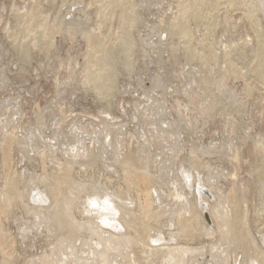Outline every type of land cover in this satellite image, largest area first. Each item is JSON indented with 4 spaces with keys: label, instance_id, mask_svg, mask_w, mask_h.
<instances>
[{
    "label": "rangeland",
    "instance_id": "1",
    "mask_svg": "<svg viewBox=\"0 0 264 264\" xmlns=\"http://www.w3.org/2000/svg\"><path fill=\"white\" fill-rule=\"evenodd\" d=\"M38 1H39V3H38ZM195 1H196V4H195ZM195 1L194 0H118V1L117 0H109V1L107 0V2H106V0H102V1L101 0H78V1L77 0H50V1L49 0H30V1L29 0H0V65H1L0 66V78H1V76L3 78V80H1L2 78L0 79L1 80V82H0V104L1 105L0 106L2 109V110L0 109V120H1L0 123H4V125L2 124L3 127H1L2 125L0 124V130H1L0 132L2 133V134L0 133V139L3 136V132H5L7 128L8 129L6 132H10L12 130L11 134L14 132L12 134L13 136H16L15 135V134H17L16 130H18L17 135L22 136V134L24 133V135H26V136L23 135L22 138L24 140L27 138V141L23 140L24 142L21 143L22 147L16 146L15 144L13 146L12 155L15 157V160L13 157L12 169L14 170V173H16V174L18 173L17 175L14 174V176L16 175V177H18L16 179V182H15L16 188H14V190H16V191H14L15 193L13 192V194L9 197H8L9 193H5L4 195H6V197H8V200L12 199L15 201H13V203H12V201H10L11 206L7 209V211H6L7 213L4 212V214H7V215L4 216V214H2V215L0 214V223L4 224L2 226L4 228H6L8 233L10 231V233L12 232L15 234L14 235L12 233L11 234L9 233L11 235V237L13 236V238H15V239H13L15 241L14 242L15 244L13 246L14 249H13L11 257H10L11 259L14 260V261L11 260L12 264H26V263L30 264L31 261L33 262L32 264H34L38 261L39 258H40L39 260L41 262L38 261L36 264L43 263L41 258H43V257L45 258V256L48 257V254L51 252V250H50L51 246H52V249H54L53 245L58 241V239H57L59 237L58 234L61 236L63 235V232H66V235H69L70 233L72 234V232L76 231V229L73 228L74 226L77 227V224L80 225V222H82V220H84L83 219L84 217L92 215L91 212H89L90 213L89 214L86 210L84 212V210L82 208H83V206H86V204L85 203L81 204L82 198L80 199V196H84L85 192L89 193V190H90V192L94 191V190L96 191L98 189L105 191V189L107 190V188H108L107 191H109V189H110V191L115 190L117 192L118 191L117 187H118L120 192L126 191L125 193H127V195L129 196L128 197L129 199L127 198L123 204H127L126 206H128V207L131 206V208L136 206L135 203H133L136 200V197L133 195V193L131 194V191L127 190L126 183H125L124 179L122 178V172L118 168L117 164H115V166H111L108 164L110 162V161H108L109 159L102 160L103 161L102 162L101 161L102 158H98L99 157L98 156V149H97L98 148V145H97L98 142L95 140H94V142H92L93 144L91 146V147L95 148L94 156H91V159L93 158L92 159L93 161L91 160L93 165L91 164V161H90L89 164H91V166L88 164V166L86 165V168H85V166L82 165L83 166L82 167L81 165L75 163L72 166L74 171L71 168V170H72L70 172L71 176L73 174L74 177L73 176L72 177L75 179H78V180H75L76 185H77V182L79 184V181L81 182L80 184L83 185V186L81 185V187L79 186L81 189H79V187H78V189H74V190L70 191L68 189H65L66 187H64V185H65V183H64L62 188L60 189L61 193L59 192L58 194L54 195V193H56V192H53V195L56 197L55 198L53 196V199H55V201H53L52 197H50V199L46 198L48 200L44 199L45 200L44 202L47 204V206L50 204L48 202L53 201V202H51L53 208L51 206H48L49 208H46L47 206H44V207L42 206V204H41L42 202L38 200L39 196L35 194L38 191V188H36V190H34L35 193H34V191H33V193L31 191V193L34 194L33 198L32 197L27 198V197H29V195L27 196V194H23V193H24V191H27L25 193H28L29 190H27V189H30V188H26V187L30 186L32 184L35 185L36 182H39V183L41 182L39 185L41 186L43 184V186L41 187V188H43L45 183H42V182H46V180H51L52 178L50 176L53 175V173L55 175V172H56L57 167H58V164L56 161L58 160V162H60L62 159H64V156L60 152H56L55 157H53V155L49 154V151L51 149H49V151H48V149H47L48 147L45 149L46 150L45 151L46 155L44 156L45 157L44 159H46L45 162L40 161V160H44V159H42L43 157L40 159L39 158L40 156L38 154L36 155L35 150H36V148L38 150L39 145H37V142L39 141V138H38L39 134L36 131L37 134L35 133V136L32 135V132L34 131L32 128L37 127L38 120H36V119L37 118L39 119V117L41 115H42L41 117H43L42 120H44V121L47 117H49L48 118L49 120L48 119L46 120L47 124L44 122V124L42 126V131L44 134H46V131H47V134H50L52 132L51 127L52 126L54 127L56 125L59 126L60 124L63 127L61 125L60 126L63 129L65 128L64 130H66L67 132H69V130H72L74 132L78 128L80 129L82 126V129H80V130H84V129L88 130V132L90 134L91 132L93 133V131L100 130L102 128L101 126H103V125H101L102 123L100 124V122L101 121L104 122L105 119H106V121H109L111 123H112V121H113V123L116 122V123H114L115 127L113 126V128H115L114 130L116 132V133L114 132L115 133L114 136H116L117 137L116 139H118V140H116L114 137L113 143H114V147H116V149H118L119 152L121 151L119 148L123 149L122 152H120V154L125 152L128 149V146H129V150L131 152H135L136 149L142 148L144 153H146L145 155H143L144 153H142L143 152L142 149L141 150L138 149L141 152H137L138 150H136V152L138 154H141L142 156H144V157H142L143 160H145V161L149 160L148 161V168L151 171H153V173L155 172L154 173L155 175L159 173L158 169L162 168L160 173H159V175L161 174L160 178H159V182L161 183L162 181H164L161 184H162V189H163L162 190L163 195H165V197L162 199L160 198L161 202L162 203L164 202V203L162 205L161 202H159L157 200V203H156V200H155L154 203L157 205L158 208L156 207L155 204L152 207H154L155 210L159 209V207H160V209H162L164 211L165 215L164 214L159 215L160 216L159 219L153 218V220H151L152 219L151 218L149 220V222L150 223L152 222L151 227L153 230V231L151 230L150 233H153L156 230L155 233H157V231H158V233H160V234L157 233L158 236L160 235L159 237H161L163 239L162 240L159 239L160 241L159 240L149 241L150 245L152 244L151 246H153V244H154V246H158V245L161 246L160 243H163V242L166 243V241H167L166 245L168 246V248L172 247V246L173 247L179 246L180 243L182 244V246L184 244L189 245V246L192 245L194 248L198 246L197 249L194 250V252L192 251V253L191 252H189L187 254L185 253V256H187L191 253L190 254L191 259L189 258L186 261V264H211V262L214 264V261H213L214 259L212 260L211 253L209 252V250H210L209 245L213 244V242H215V241H216L217 245H218V243L220 245L219 240L221 239L220 237L222 235L220 236V234H221L220 230L216 229L218 227L215 226V221H214V219H212V216L208 213V211H207V213L209 214V220L205 218L206 224L205 225L203 223L201 224L202 221H200V223H199L200 225L197 223L198 225L196 224L197 226L196 225H195L196 227L194 226L195 229L192 230V232L194 231L193 232L194 237L189 238L188 240H187V238H179L180 239L179 240L175 236L172 238V237H169V235H168L169 233H174V231L176 232L179 228V225L174 224V222L172 221L173 215L170 212H167V210L171 211V209L170 210L167 209L169 206L168 204H170L174 200H172L173 199L172 198L173 193L170 194L168 192L169 190L167 188V186L168 187L170 186V184H169L170 182L169 181L167 182V180H165V179L168 177L171 180V177H169V176H173V175L178 173L177 175L181 179V183H184V185L187 184L185 186V188L188 186V188L190 190H192L191 188H192L193 183H194V181H193L194 174L192 172L193 170L191 171V168H185V169H189V171L184 169V171L182 173L180 170H181V168L186 166L185 162H186L187 166L189 167L188 163H190V160L188 162V159H189L188 157H190L189 155H191L192 150H196V152L194 151L195 153L198 152L196 154V156H199V154H200V156H199L200 159L196 158V156L194 157V159L196 158L197 163L200 160L203 161L205 159L203 162L200 161L201 162L200 164H202V166L198 163V165H199L198 168L201 167L199 170H200V172H202V173H200V178H201L200 181L202 182V183L200 182L201 183L200 186L202 185L200 187V193L202 192L205 194L199 193L200 200H198L199 198L196 197L197 200H195L196 201L195 209L196 210L198 209L200 211V206H201V208H202V206H205L206 210H208L209 203H212V201H214L213 204H215L217 199L219 200L222 197H224L225 195H227L228 192H230L231 188L232 187L234 188L233 185L236 184L235 185L236 188H234V189L237 191H234V192H236V194L235 193L234 194L238 196L237 199L238 198L240 199V197H241L242 200L247 201V202L243 201L242 205L243 204L244 205L242 206L240 204L242 200L241 199H240L241 201L238 200L239 209L240 210L243 209L244 206L246 207L245 209L248 208V212L245 209L242 210L244 213L242 211L240 212L241 218L246 214L245 211L247 212V214L245 215L246 217H243L244 219L239 218V220H237L238 221V228H239L238 230L242 231V229H243L244 233L248 232V234H250V235L245 236L246 238L250 237L252 234V236L256 238V239L254 238L255 243L258 242L257 245L259 244L258 246L259 247L261 246L262 248L261 247L260 248L262 250H264V244H263L264 243L263 242L264 241L263 240V237H264V224H263L264 216H261L262 212H260L257 209L259 206H261V204H259V202L261 203V197L257 196V195H260V187L257 186V183H259L258 185L260 186L262 184V182H264L263 181V179H264V176H263L264 175V171H263L264 170V166H263L264 165V154H263L264 153V148H263V146H264L263 142L264 141L263 140L264 139H262V138H264V61H263L264 60V18H263L264 17V15H263L264 14V10H263L264 6L262 4V3H264L263 2L264 0L263 1H261V0H253V1L252 0H240V1L229 0L230 2L227 0L226 1L225 0H195ZM216 1H218V2H216ZM112 2H114V4ZM141 2H143V5H141L142 4ZM98 3L102 6H100ZM182 3H184L186 6ZM252 3L256 4V5H258L260 3L262 6L258 5L259 7L258 6L256 7V5H255V7H254V5ZM10 5H11V7H9ZM127 6H128V8H127ZM252 6L254 8H252ZM100 7L102 8V11L99 10V9H101ZM181 7L183 9L185 8L186 10L185 9L183 10ZM129 8L132 10H130ZM31 9H32V13H31ZM256 9H257V11H256ZM260 9H262L263 11ZM27 10L28 11L30 10L29 11L30 13ZM183 11H184V13H183ZM98 12L101 14L99 15ZM34 13L37 15L35 16ZM38 14H40V15H38ZM125 14H127V15H125ZM123 15H124V18H123ZM135 15H136V17H135ZM40 16L43 19H40L41 18ZM125 17H127V18H125ZM154 17H155V19H154ZM185 17H187V18H185ZM29 18L33 19V20L35 19L33 21L34 23L31 22L32 20H30L28 22ZM132 18H135V19L133 20ZM3 19H4V22H3ZM25 19H26V22H25ZM97 19H99V20H97ZM136 19H138V20H136ZM186 20L188 22H186ZM21 21H23L24 23L23 22L21 23ZM42 21H43V23H42ZM179 21H181V22H179ZM9 22L12 23V25ZM35 22H36V24H35ZM7 23H9L8 24L9 26L7 25ZM27 23H30V24H27ZM130 24H131V26H130ZM96 25H97V27L95 28ZM7 26L9 27V29L6 28ZM99 26H100V28H99ZM45 27H46V29H45ZM119 27H121V30ZM147 27H148V29H147ZM152 28H154V29H152ZM46 30H47V32L45 33ZM79 30H80V32H79ZM88 30H89V32H88ZM85 32H86V34H84ZM116 32H117V35H116ZM190 32H191V34H190ZM47 33H48L49 37H48ZM24 34H25L26 38L24 37ZM82 36H84V37H82ZM86 36L93 37V38H90L91 41H92V39L95 38L92 41L93 44L95 43V46L93 44H90L91 41L89 42V40H88L89 37L86 38ZM38 40H40V41H38ZM95 41L98 43H96ZM88 42H89V48H87ZM144 42L146 43V45ZM99 43L101 45H99ZM109 43H110V45H109ZM90 45L96 47V49L94 50V48ZM18 46H19L20 50H16V49H18ZM99 46H100V49L102 51L99 50ZM90 47H91V49H90ZM166 48H168V49H166ZM188 48H190V49H188ZM205 48H207V49H205ZM28 49H29V52H28ZM97 49H98V52L96 51ZM200 49H201V51H200ZM14 51L18 54L16 55V53ZM92 51H94V52H92ZM40 53H41V57H40ZM205 53L207 54V56ZM21 56L22 57H29L30 56L29 57L30 60L28 58L25 59L26 61L24 60V58L20 59V58H22ZM188 56H191V57L189 58ZM37 57H39L40 59H43L44 61L38 60ZM21 60H23V61H21ZM87 60H88V62H87ZM91 60H93V62ZM97 60H98V62H96ZM99 61H100V64L102 65V67L104 69L102 67H100L101 65L99 64ZM105 62L108 65L104 66L106 64ZM257 62H258V64H257ZM260 64H261V66H260ZM5 65H7V66H5ZM40 66L44 69H41ZM3 67H7V69L3 68ZM95 68H97V69L95 70ZM89 69L92 71H90ZM198 69H199V71H198ZM42 70H45V71H42ZM101 70L103 71L104 76L102 75ZM95 71H96V74L98 76L95 75ZM98 71L99 72L101 71V75H100L101 78L99 76L100 73ZM205 72H207V73H205ZM244 72H245V74H244ZM108 73H109V76H108ZM83 76H84V78H83ZM206 76H207V78H206ZM6 77H8V78H6ZM4 78L6 79V81L4 80ZM103 80H106L107 82L103 81ZM190 80H191V82H190ZM100 81H102V82H100ZM2 82L3 83L5 82V84H3ZM114 82H116V83H114ZM200 83H201V86L199 85ZM94 85H95V87H94ZM151 85L153 87H151ZM197 85H199V87ZM96 86H97V88H96ZM205 86L208 88V90L206 89ZM210 86H211V88H210ZM203 87H205V88H203ZM57 88H58V90H57ZM228 88H229V90H228ZM233 88H234L235 92L232 90ZM188 89H190V90H188ZM227 90H228V93L226 92ZM230 90H232V91H230ZM208 92H209V94H208ZM231 92H233V93L231 94ZM185 93H186V95H185ZM234 93H235V95H234ZM207 94H208V96H206ZM148 95H149V97H148ZM103 96H105V97H103ZM232 96L235 98H233ZM206 97L207 98L210 97V98L207 99ZM219 97L221 98V100ZM230 97H232V98L229 99ZM175 98H177V99H175ZM1 99L3 100V102H2L3 104L1 103ZM7 99H9V100L7 101ZM14 99L17 102V104L19 105V108H18V105L16 104V102L15 101L13 102ZM209 99H211V100H209ZM52 100L53 101L55 100V101L53 102ZM58 100L60 101V103L58 102ZM158 100L160 102L159 104L157 103ZM176 100H179V101H176ZM183 101H184V103H186L185 104L186 106L183 103V105L185 107L181 103ZM208 101H210L211 103H208ZM228 101H231V102H228ZM7 102H8V104L11 103V104H9L10 107L7 104L6 105L7 107L4 109L5 111H3V108L5 107L4 103L6 104ZM173 102L175 104H173ZM205 102H207V105L210 107H206L207 105H205ZM49 103L52 104V106H50ZM139 103L141 105L144 104L143 106L146 108H144V107L142 108ZM149 103L151 104V108H149V106L145 105V104L148 105ZM57 104H58V106H57ZM59 105H61V107H59ZM44 106H46L48 108H45ZM138 106H139V108L141 107L140 109L141 110L143 109V111L140 110V112L138 111L139 112L138 113L137 112V110H139ZM169 106L172 109H170ZM39 107L40 108L44 107L45 109L42 108V110L40 111ZM107 107H109L108 111H107ZM155 107H157V109ZM10 108H12V110L13 109H16V110L12 111ZM176 108H177V111L179 110L178 113L176 111ZM6 109H8V110H6ZM47 109L49 110V113H50V110L52 111L50 113V115L48 114ZM52 109H54L55 111ZM144 109H146V110H144ZM147 109L149 112H146ZM155 109H156V111H155ZM186 109L188 111V114H186L187 113ZM34 110H35L36 114L34 113ZM38 110L41 112L40 115H37ZM64 110H65V113H64ZM160 110L161 111L163 110V111L161 112ZM1 111L3 112V114L1 113ZM6 111H8V112L6 113ZM56 111H57V113H56ZM104 111H107L106 112L107 114L106 113L104 114ZM163 112H165V113H163ZM4 113H6V115ZM22 113H23V115H22ZM42 113H44L45 115ZM63 113L65 116L63 115ZM147 113H150V116ZM153 113L155 115H158L157 119ZM156 113H158V114H156ZM13 114H15V115H13ZM54 114H56V115H54ZM152 114L154 116L153 119L155 118L154 120L156 121V124L160 123L157 125L158 127H156L155 123H151L152 121H154L152 119ZM159 114H161V115H159ZM9 115H10V117L8 118ZM35 115L39 116V117H36ZM59 115H60V118H61V116L64 117V118L62 117L65 120L64 122H62L63 120L57 121V118L59 119ZM140 115L143 116V117L141 116L143 118V120L140 117ZM103 116L105 117V119ZM107 116H108V118H107ZM179 116H180V118H179ZM1 117H2V119H1ZM145 117H147V118H145ZM148 117L150 120L151 119L152 120L150 121L148 119ZM186 117H187V119H186ZM51 118L53 119V121ZM55 118H56V120H55ZM9 119H10V121H9ZM18 119L21 120L19 124H17ZM185 119H186V122H185ZM138 120L141 123H139ZM167 120H169V122ZM173 120H174V122H173ZM2 121H5V122L7 121L8 123L10 122L9 124H11L12 127H14V129H12V127H11V129H9L10 128L9 124L7 125V122L5 124V122H2ZM118 121H119L120 126H122L121 127L122 129L119 128V124H117ZM143 121H145V122L143 123ZM162 121H163V123H162ZM12 122H14V123H12ZM31 122L32 123L36 122L35 123L36 125L32 124ZM167 122H168V124H171V122H172V124L174 126L168 125ZM26 123H28V124H26ZM53 123H55L56 125ZM71 123H72V125H71ZM147 123L148 124L150 123V124L148 125ZM14 124H17V125H14ZM30 124L32 127L30 126ZM67 124L68 125L70 124L69 127ZM140 124H142V125H140ZM145 124L148 125L147 128H146ZM180 124L182 127L180 126ZM183 124H185V125H183ZM5 125H6V127H4ZM19 125L20 126L22 125V126L19 127ZM24 125H26V126H24ZM28 125H29V127H28ZM45 125H47V127ZM123 125H125V126H123ZM165 125H167V126H165ZM15 127L16 128L19 127V128L16 129ZM71 127H72V129H71ZM74 127H76L77 129ZM175 127L178 130H176ZM26 128H28V129L30 128V134H27V132H29V130ZM67 128H69V130ZM97 128H98V130H97ZM144 128H146L147 131ZM148 128H150V129H148ZM159 128H161V129L159 130ZM163 128H165V129H163ZM166 128H167V130H166ZM168 128H170V129H168ZM179 128H180V130H179ZM2 129H4V130H2ZM24 129L28 130V131L23 132ZM91 129H92V131H91ZM171 129H173L174 131L173 130L171 131ZM19 130H20V132H19ZM80 130L75 131V133L78 136V138L80 139L81 145L85 144L86 146L90 147L91 138H90L88 132L85 133V130H84L82 133L77 134V132ZM121 130H122V132H119ZM117 131H118V134H117ZM139 131H141L142 135L139 134L140 133ZM148 131H150L151 133L149 132L150 133L149 134ZM176 132H177V135H179V136L175 135ZM70 133H71V131H70ZM28 135H32L34 137V138H32L30 136L31 139H33V142L30 138H28ZM149 135H152V136L149 137ZM166 136H168V137H166ZM175 136L178 138L174 139V138H176ZM36 137H37V139H36ZM81 137H83V139H81ZM151 137L153 139L156 137V140L155 139H154L155 141L153 139L151 140ZM159 138L160 139L162 138L164 141L167 138L165 142L168 144L166 145V143L162 139L160 142ZM237 138H238V140H237ZM121 139H123V141ZM142 139H143V141H142ZM256 139L257 140L259 139V140L257 141ZM20 140L22 141L21 138H20ZM30 140H31V142H30ZM81 140H83V141H81ZM136 140L140 141V143L137 142ZM148 140H149V142H148ZM176 140H178V142H176ZM255 140L258 143H255ZM85 141H87V142H85ZM116 141H118V142H116ZM179 141H180L182 146L180 145ZM28 142L31 145H29ZM68 142H69V146L73 145V143H71L72 141H68ZM95 142H97V144ZM123 142H125L124 145L122 144ZM143 142H146V143H144V145L146 144L144 146L146 151L143 147H140L141 145L143 146ZM159 142H160V144L161 143L162 144L160 145ZM35 143H36V145L34 147ZM151 143H152V145L150 146ZM169 143L172 146H173V144L178 146V147L181 146L180 148H178V151H177L178 153L175 150L169 149V148H171ZM175 143H178V145ZM74 144H76V143H74ZM184 144H186V145H184ZM260 144H262V146H260ZM96 145H97V147H96ZM125 145H128L127 149H125L126 148V147H124ZM28 146H30V147H28ZM199 146L201 147L200 149H198ZM213 146L214 147L217 146L214 149H216L218 147H220V148L222 147L221 148L222 150L225 147V149H224L225 151H222V152H226L228 154V156L226 155V153L224 155H223V153L220 154L221 153L220 148H218V150L216 149V151H218L216 153V151L213 149ZM233 146L234 147L237 146V148H234ZM239 146L241 147L242 150L239 149L240 148ZM257 146H260V147L257 148ZM0 148H1V144H0ZM20 148L25 149L26 152L23 149L21 151ZM40 148L41 147H39V149ZM161 148H163V149H161ZM206 148H207V150H206ZM233 148L236 151H234ZM32 149L35 152L32 151ZM147 149H149L150 151ZM158 149H160V151L161 150L163 151V152L161 151L162 153L160 152L161 154H163V153H165V154L161 155L158 152L159 151ZM179 149H180V152H179ZM197 149L200 151H198ZM201 149H203L204 151H202ZM208 149H210L211 152ZM212 149H213V151H212ZM226 149H227V151H229V152L231 151V152L230 153L227 152ZM153 150H155V151H153ZM260 150L263 152L261 153ZM47 151H48V153H47ZM151 151H152L151 155H153V158L151 156H149V159H148V155H150L149 153ZM14 152H15V155L13 154ZM20 152H21V154H20ZM136 152H135V154H136ZM172 152H176L177 156H179V158L174 160V162L176 164L175 170H178V171L173 170V172H171V170H170L171 174L168 175L167 173H169V169L167 170L166 167H168L167 166V164H168L171 168V165L169 164L170 161L167 163L166 160H169V159H171V157H173V154H171ZM259 152H260V154H259ZM158 153L161 155V157ZM203 153H206V154H203ZM231 153H232V155L234 154L235 156L238 155L237 158L233 157L234 155L232 156ZM47 154H49L51 159L49 156H47ZM34 155H36L37 157ZM186 155H188V156H186ZM230 155H231V157H230ZM30 156H31V158H34V159H31ZM146 156H147V158H146ZM177 156L175 155L174 158H176ZM262 156H263V158H262ZM48 157L51 161L48 159ZM56 157H57V160H56ZM162 157L164 159L167 158L166 160H164V164L161 163L163 161ZM29 158H30V160H29ZM96 158H98V159L96 160ZM150 158H152V159L150 160ZM180 158L182 161L180 160ZM0 159H1V149H0ZM26 159H28L29 161ZM159 159H161V161ZM236 159H238V160H236ZM155 160L160 161L159 165L157 164L158 162H156ZM95 161L97 163H95ZM98 161H100L102 163H104L106 161L108 163L105 162L104 164H100V162H99V164H98ZM40 162H42L43 164ZM61 162H63V160ZM149 162L151 164H149ZM178 162H180L181 165L182 164L183 165L180 166V163H178ZM182 162H184V163H182ZM0 163H1V160H0ZM38 163H40V164H38ZM52 163L56 164V165L53 166ZM206 163H207V165H210L209 166L210 168L207 167ZM211 163H213V165ZM1 165H2V163H1ZM1 165H0V172H1L0 173V175H1L0 176V182H3V183L0 185V190L3 187L2 185L4 184V181H5V180L2 181L3 180L2 178H4V175H2L4 172V169L2 171L1 168H3V167ZM78 165L81 166V168ZM102 165H104V166H102ZM160 165L161 166L163 165V166L160 167ZM233 165H235V166L233 167ZM238 165L240 167H238ZM257 165H259V166H257ZM43 166H45L47 169H45V167H43ZM164 166H166V167H164ZM32 167H33V169H32ZM259 167H261V168H259ZM17 168H18V170H17ZM21 168H22V170H20ZM51 168L53 170H51ZM172 168H174V167H172ZM207 168H209V169H207ZM221 168L225 169V171L222 169V173L224 171L223 174L219 171V170H221ZM234 168L235 169L237 168V169L234 170ZM23 169H24V171H23ZM163 169H165L166 171ZM29 170L32 171V173L31 172L29 173ZM44 170H47L46 172L48 173V175H46L47 173H45ZM79 170H80V172H79ZM84 170L86 173L84 172ZM162 170H163V172H162ZM207 170H211L214 172H211V171L208 172ZM231 170L233 172V175L236 173L235 178L233 177ZM256 170L258 172H256L257 174L255 175L254 171H256ZM33 171L35 173H33ZM248 171H249V173H248ZM50 172H51V174H50ZM229 172H231L230 175H229ZM38 173L40 174V177L37 176V178H34L35 179L34 180L35 183H34L31 179H33V174L38 175ZM162 173H165V174L162 175ZM173 173H175V174H173ZM227 173H228V175H227ZM19 174H21V176H18ZM28 174L31 176H29ZM180 174L183 175L182 176L183 179L181 178ZM204 174H206V175H204ZM207 174H209V175L212 174L210 176V179H213L211 177H214L216 174L219 176V177L215 176V179H213V181L216 182L217 181L216 179L218 177V181L216 182L218 184L215 183V186H217V188H218V186L220 187V189L218 188V192L220 190L221 194L220 193L219 194L220 195L223 194L224 196L222 195V197H220V195H218V194H216V195L213 194L214 193L213 189L210 188V186L208 187V185L206 184V182L203 180V177H202V176H204V178L205 177L207 178L208 177ZM43 175L44 176L46 175V177H47L46 180L44 179L45 181L42 180L43 178H45ZM54 175L52 176L53 180H51V184H49L50 181H47V182H49L48 184L53 186V187L55 184H57V180H55L56 178ZM260 175L263 177H261ZM164 176H166V178ZM231 176L233 177V179ZM29 177H31V178H30V180L27 181V178L29 179ZM49 177H50V179H48ZM79 177L82 179H80ZM38 178H40V179H38ZM110 178L112 181L110 180L109 184H107V181H109ZM18 179H19V181H18ZM160 179L161 180L164 179V180L161 181ZM257 179L259 181L261 180V182H259ZM102 180H103V182H101ZM25 181H27V182H25ZM52 181L55 183H53ZM84 181H85V183H84ZM28 182L30 183V185L28 184ZM86 183H92V185L94 186V190H92L93 188H91L93 186H91L90 184L86 185ZM163 184H165L166 186ZM99 185H101V186H99ZM194 185L197 186L196 183H194ZM84 186L86 187L85 189L82 188ZM230 186H232V187H230ZM17 188H19L18 189V190H20L19 192H17L18 191ZM24 188H25V190H24ZM189 189H185L187 196L190 195L189 192H191ZM208 189L209 190L211 189V190L208 191ZM77 190H79V191L82 190V191L79 194V191H77ZM188 190H189V192H188ZM222 190H224L225 192L223 193ZM256 190H258L257 191V193L259 192L258 194L256 193ZM16 192H17V194H16ZM64 192H66V193H64ZM18 193H20V194H18ZM62 193L65 195L67 194L68 197H71L72 194L80 195L77 198L73 199V200H75L73 202V205L77 204L79 206V208L81 206V210L76 208L77 205L76 206L72 205L74 207V209L72 208V211H73V212H71L72 215L69 212H68V214H70V215L65 214L61 208L64 207L63 203H66L65 198L67 196H64L65 198L62 197ZM69 194H70V196H69ZM217 195L219 196V198H217L218 197ZM57 196L59 197V199H57ZM204 196L205 197L207 196L208 198L207 197L205 198ZM213 196H214V199H213ZM10 197H12V198H10ZM19 197L22 198V201H25V202H22ZM167 197L169 198L168 200H167ZM165 198L167 201L170 200L171 202H167L165 200ZM202 198L203 199L205 198L204 200L207 199L206 202L203 201ZM256 198H257V202H256ZM34 199L36 201H32ZM76 199H78V200L76 201ZM253 199L255 200V203H254ZM28 200H29V202H28ZM30 201H32V202H30ZM209 201H211V202H209ZM33 202H35V203H33ZM36 202H40L37 204L39 207L37 205H35ZM77 202L80 203V205ZM17 203L18 204L20 203V204L18 205ZM205 203L206 204L208 203V205L206 206ZM31 204H33V205H31ZM53 204H56V205H53ZM164 204H165V206H164ZM254 204H255V206H254ZM23 205H26V206H24L26 208H24ZM30 205L32 207L35 205L36 207L34 206L33 209H36V211L40 212V214L35 212V210L33 211L32 207L30 208ZM60 205H62V207H59ZM12 206H13V208L11 209ZM55 206H56V208L57 207H59V208L55 209L54 208ZM110 206L112 207V205H110ZM102 207L103 206H100V208L102 210H105V211L110 210V208L107 209L105 207L104 208H102ZM240 207H243V208H240ZM254 207L257 210H255ZM29 208L32 209L30 211L31 212L33 211V213L29 212V210H28ZM44 208H45V212L43 210ZM46 209L47 210L48 209L49 210H56L57 212L59 209V211H61V212H58V215L60 214L58 216V215H55V214H57L56 211L52 212V211L48 210V212H47ZM8 210L11 212H9ZM42 210L44 212V213L42 212L43 214L41 213ZM255 211L258 213L256 214ZM14 212L17 214V216H15L16 214H14ZM24 212H29V214L24 213ZM34 212L37 213V215L35 214V216H34L33 215ZM82 212H84V214ZM86 212L88 213V215ZM47 213H49L48 215L51 214L52 217H53V215L58 216L60 218H62V217L65 218L68 216V218L65 219L67 222L65 220L63 221L64 222L63 223L64 229L61 227L63 229V231L59 228V226L57 227V224L54 223L55 221L51 220L50 223L47 222V220L48 221L50 220V218L46 217ZM167 213L169 215H166ZM241 213H242V215H241ZM10 214H13L14 216L10 215ZM30 214L33 215L32 218H31ZM61 214H63V215H61ZM76 214H77V216H76ZM170 214L172 215V217ZM42 215L43 216L45 215V217H42ZM255 215H256V217H255ZM37 216H39L40 220L42 218L43 219L47 218V219H44V220L42 219V221H41L42 225H39L40 220H38L39 218ZM163 216H166V217L164 218ZM28 217H29V219H31V221H29L30 223L27 221V220H29V219H27ZM71 217L72 218L76 217V218L71 219ZM168 217L171 218L172 220L170 219L171 220L170 221ZM33 218H36V220ZM14 219H15V221H14ZM80 219H81V221H79ZM34 220H35L34 223L37 224L36 227L34 226V224H32ZM37 220L39 223H37ZM240 220H242L243 223ZM244 220H246V221H244ZM261 220H262V222H261ZM52 221H53V224H55L56 226L52 224ZM70 221L73 224H70ZM110 221H111V223H109V225L108 224H106V225L102 224L101 226L103 228L111 230V231L115 230V229H113V226H110V224L111 225H115V224L114 223L112 224V222H113L112 220H110ZM239 221H240V223H239ZM257 221L259 224L257 223ZM245 222L246 223L249 222L246 225L247 228H246V226H244ZM241 223H242V226H240ZM256 223L258 225H256ZM31 224L35 227V229H33L34 228L33 226L31 227ZM44 224H45V226H44ZM49 224H50V226H49ZM51 224H52V226H51ZM46 225H47V228H45ZM203 225L206 226V227H204L205 229L203 228ZM259 225L263 226V227H261V229L256 227ZM41 226H42V228H41ZM68 226H71V229L72 228L73 229L70 230ZM106 226H108V228ZM48 227H50L51 229H48ZM153 227H155L156 229ZM255 227L257 228V230L258 229L259 230L257 231ZM56 228H57V230H56ZM168 228L171 230H169ZM206 228L209 229V232L206 230ZM21 229H22V231H21ZM66 229L70 230L71 232L70 231L68 232ZM118 229H121V226H119ZM48 230H50V231L52 230L53 233L50 232V234L49 233L47 234ZM59 230H61L62 232ZM162 230H164V232ZM211 230H212V232H210ZM25 231H27V233H25ZM23 232H24V234H23ZM54 232H56V233H54ZM88 234H89L88 230L86 231L85 229H81L78 232L80 239L76 240L75 244L80 246L82 243L81 241L86 239L87 237H89ZM25 235H27V237H25ZM64 235H65V233H64ZM35 236H36V238H35ZM81 236H83L84 239ZM91 236H93V235H91ZM172 236H173V234H172ZM252 236H251V238H252ZM251 240H253V239H251ZM155 241L157 243L159 241V243L157 244ZM209 241H210V243H209ZM78 242H80V243L77 244ZM240 243H239V241H237V243H236L237 244V246H236L237 251L235 250V247H234L235 244L232 245V247L230 246V248H229L230 254H228V256H227L228 257V263L229 264H252L254 262L256 263L254 256L252 254L250 255L245 250L246 248ZM56 244H58V243H56ZM85 246L81 247V249L83 247H85V249H83L84 251H82L83 254H84V252H85V254H87L89 252V249L87 247L88 245H85ZM198 248H204V249L206 248V249L203 250V252L201 251L202 254H199L198 252L200 250ZM44 250L46 251V255L43 252ZM85 250L87 251V253ZM197 250H199V251L195 252ZM15 251H17V253H19V254L15 255V254H17ZM47 251H48V253H47ZM235 251H236V253L234 254ZM41 252H43L42 254L44 256L40 255ZM13 253H15V254H13ZM0 255H2L1 252H0ZM37 255L41 256V257L37 258ZM133 255L134 254H132V256ZM233 255H235V256H233ZM14 256H16V257H14ZM0 258H1V256H0ZM119 258L121 259L122 257L119 256ZM165 258L157 259V261L161 260V262L158 261L159 264H162V263L163 264H169L171 262H174L176 264L179 263L178 257H176V256H175V259H174V257H172L173 260L167 259V258L165 259ZM176 258H177V260H176ZM24 259H26V261H24ZM124 259L122 261H126ZM193 259L196 261H194ZM243 259L245 261H243ZM29 260H31V261H29ZM56 260H57V258H56ZM162 260L164 262H162ZM170 260H171V262H169ZM54 261H55V259L52 260L53 263L51 262V264H57V263L59 264L60 263L58 261H55V262ZM117 261L119 262L117 264L121 263L119 260H117ZM134 261H138L137 256H135L134 260H131V264L132 263L135 264ZM166 261H167V263H166ZM258 263H260V262L257 261L256 264H258ZM128 264H130V263H128ZM136 264H142V263L141 262L139 263V261H138V263L136 262Z\"/></svg>",
    "mask_w": 264,
    "mask_h": 264
},
{
    "label": "bare ground",
    "instance_id": "2",
    "mask_svg": "<svg viewBox=\"0 0 264 264\" xmlns=\"http://www.w3.org/2000/svg\"><path fill=\"white\" fill-rule=\"evenodd\" d=\"M30 1V0H29ZM50 1V0H49ZM78 1V0H77ZM102 1V0H101ZM109 1V0H108ZM118 1V0H117ZM195 1V0H194ZM226 1V0H225ZM227 1H229V0H227ZM233 1V0H232ZM238 1H240V0H238ZM253 1V0H252ZM261 1H263V0H261ZM83 2V1H82ZM91 2V1H90ZM106 2H107V0H106ZM215 2V1H214ZM216 2H218V1H216ZM230 2V1H229ZM255 2V1H254ZM257 2V1H256ZM264 2V1H263ZM38 3H39V1H38ZM74 3V2H73ZM85 3V2H84ZM95 3V2H94ZM113 4H114V2H112ZM140 3V2H139ZM142 4L141 5H143V2H141ZM185 3V2H184ZM184 3H182V4H184ZM237 3V2H236ZM250 3V2H249ZM258 3V2H257ZM91 4V3H90ZM99 4V3H98ZM188 4V3H187ZM195 4H196V1H195ZM199 4V3H198ZM201 4V3H200ZM246 4V3H245ZM248 4V3H247ZM253 4V3H252ZM263 4V6H264V3H262ZM35 5V4H34ZM38 5V4H37ZM85 5V4H84ZM96 5V4H95ZM100 5V4H99ZM185 5V4H184ZM233 5V4H232ZM235 5V4H234ZM251 5V4H250ZM254 5V7H255V5L256 4H253ZM258 5H260V6H262L260 3L258 4ZM258 5H256V7L258 6ZM75 6V5H74ZM100 6H102V5H100ZM112 6V5H111ZM149 6V5H148ZM153 6V5H152ZM186 6V5H185ZM195 6V5H194ZM193 6V7H194ZM9 7H11V5L9 6ZM17 7V6H16ZM98 7V6H97ZM154 7V6H153ZM248 7V6H247ZM253 6H252V8H254ZM259 7V6H258ZM32 8V7H31ZM36 8V7H35ZM79 8V7H78ZM77 8V9H78ZM101 8V7H100ZM127 8H128V6H127ZM147 8V7H146ZM179 8V7H178ZM182 8V7H181ZM250 8V7H249ZM263 8V7H262ZM72 9V8H71ZM70 9V10H71ZM84 9V8H83ZM126 9V8H125ZM130 9V8H129ZM183 9V8H182ZM185 9V8H184ZM183 9V10H184ZM258 9V8H257ZM257 9H256V11H257ZM37 10V9H36ZM98 10V9H97ZM99 10H101L102 11V8L101 9H99ZM130 10H132V9H130ZM186 10V9H185ZM260 10H262V9H260ZM264 10V9H263ZM262 10V11H263ZM14 11V10H13ZM28 11V10H27ZM26 11V12H27ZM30 11V10H29ZM28 11V12H29ZM67 11V10H66ZM88 11V10H87ZM181 11V10H180ZM244 11V10H243ZM248 11V10H247ZM15 12V11H14ZM50 12V11H49ZM96 12V11H95ZM131 12V11H130ZM137 12V11H136ZM16 13V12H15ZM20 13V12H19ZM30 13V12H29ZM31 13H32V9H31ZM38 13V12H37ZM99 13V12H98ZM103 13V12H102ZM141 13V12H140ZM183 13H184V11H183ZM24 14V13H23ZM89 14V13H88ZM101 13H99V15H100ZM155 14V13H154ZM190 14V13H189ZM257 14V13H256ZM26 15V14H25ZM34 15L36 16L37 14H35L34 13ZM38 15H40V14H38ZM42 15V14H41ZM125 15H127V14H125ZM129 15V14H128ZM185 15V14H184ZM264 15V14H263ZM17 16V15H16ZM112 16V15H111ZM160 16V15H159ZM165 16V15H164ZM258 16V15H257ZM41 17V16H40ZM56 17V16H55ZM135 17H136V15H135ZM139 17V16H138ZM169 17V16H168ZM4 18V17H3ZM36 18V17H35ZM123 18H124V15H123ZM125 18H127V17H125ZM185 18H187V17H185ZM264 18V17H263ZM7 19V18H6ZM27 19V18H26ZM26 19H25V22H26ZM40 19H43L42 17L40 18ZM50 19V18H49ZM103 19V18H102ZM121 19V18H120ZM133 20L135 19V18H132ZM131 19V20H132ZM142 19V18H141ZM154 19H155V17H154ZM183 19V18H182ZM258 19V18H257ZM22 20V19H21ZM30 20H32L31 22L32 23H34L33 21L35 20H33V19H28V22L30 21ZM97 20H99V19H97ZM110 20V19H109ZM136 20H138V19H136ZM253 20V19H252ZM259 20V19H258ZM257 20V21H258ZM8 21V20H7ZM46 21V20H45ZM44 21V22H45ZM60 21V20H59ZM128 21V20H127ZM183 21V20H182ZM3 22H4V19H3ZM12 22V21H11ZM17 22V21H16ZM20 22V21H19ZM23 21H21V23H22ZM30 22V23H31ZM39 22V21H38ZM48 22V21H47ZM57 22V21H56ZM66 22V21H65ZM97 22V21H96ZM145 22V21H144ZM179 22H181V21H179ZM185 22V21H184ZM186 22H188L187 20H186ZM190 22V21H189ZM10 23V22H9ZM9 23H7V25L9 24ZM24 23V22H23ZM30 23H27V24H30ZM41 23V22H40ZM42 23H43V21H42ZM50 23V22H49ZM147 23V22H146ZM11 25H12V23H10ZM35 24H36V22H35ZM52 24V23H51ZM182 24V23H181ZM102 25V24H101ZM143 25V24H142ZM178 25V24H177ZM211 25V24H210ZM3 26V25H2ZM1 26V27H2ZM6 26V25H5ZM9 26V25H8ZM6 27V28H8L9 29V27ZM16 26V25H15ZM113 26V25H112ZM130 26H131V24H130ZM155 26V25H154ZM171 26V25H170ZM184 26V25H183ZM182 26V27H183ZM195 26V25H194ZM51 27V26H50ZM54 27V26H53ZM97 27V25L95 26V28ZM25 28V27H24ZM99 28H100V26H99ZM120 28V30H121V27H119ZM125 28V27H124ZM156 28V27H155ZM20 29V28H19ZM45 29H46V27H45ZM55 29V28H54ZM147 29H148V27H147ZM152 29H154V28H152ZM189 29V28H188ZM48 30V29H47ZM47 30L45 31V33L47 32ZM50 30V29H49ZM111 30V29H110ZM109 30V31H110ZM162 30V29H161ZM263 30V29H262ZM16 31V30H15ZM23 31V30H22ZM152 31V30H151ZM155 31V30H154ZM44 32V31H43ZM74 32V31H73ZM78 32V31H77ZM79 32H80V30H79ZM88 32H89V30H88ZM87 32V33H88ZM182 32V31H181ZM97 33V32H96ZM109 33V32H108ZM151 33V32H150ZM164 33V32H163ZM84 34H86V32L84 33ZM83 34V35H84ZM178 34V33H177ZM190 34H191V32H190ZM12 35V34H11ZM21 35V34H20ZM47 35H48V33H47ZM88 35V34H87ZM116 35H117V32H116ZM46 36V35H45ZM81 36V35H80ZM137 36V35H136ZM147 36V35H146ZM163 36V35H162ZM201 36V35H200ZM18 37V36H17ZM24 37H25V34H24ZM48 37H49V35H48ZM82 37H84V36H82ZM81 37V38H82ZM89 36H86V38H88ZM97 37V36H96ZM144 37V36H143ZM207 37V36H206ZM26 38V37H25ZM90 38H93V37H89L88 38V40H89V42L91 41V39ZM6 39V38H5ZM16 39V38H15ZM52 39V38H51ZM71 39V38H70ZM95 39V38H94ZM94 39H92V41L94 40ZM116 39V38H115ZM99 40V39H98ZM97 40V41H98ZM107 40V39H106ZM159 40V39H158ZM187 40V39H186ZM200 40V39H199ZM198 40V41H199ZM205 40V39H204ZM38 41H40V40H38ZM91 41V42H92ZM140 41V40H139ZM143 41V40H142ZM177 41V40H176ZM16 42V41H15ZM43 42V41H42ZM46 42V41H45ZM89 42H88V47L87 48H89ZM90 42V44H93V42L91 43ZM96 42V41H95ZM99 42V41H98ZM98 42H96V43H98ZM103 42V41H102ZM107 42V41H106ZM110 42V41H109ZM153 42V41H152ZM165 42V41H164ZM21 43V42H20ZM37 43V42H36ZM48 43V42H47ZM46 43V44H47ZM114 43V42H113ZM145 43V42H144ZM221 43V42H220ZM33 44V43H32ZM45 44V45H46ZM49 44V43H48ZM149 44V43H148ZM163 44V43H162ZM14 45V44H13ZM18 45V44H17ZM36 45V44H35ZM94 46H95V43L93 44ZM97 45V44H96ZM99 45H101L100 43H99ZM109 45H110V43H109ZM113 45V44H112ZM145 45H146V43H145ZM204 45V44H203ZM228 45V44H227ZM21 46V45H20ZM38 46V45H37ZM47 46V45H46ZM90 46H92V45H90ZM94 46H92L93 48H94V50L96 49V47H94ZM117 46V45H116ZM208 46V45H207ZM103 47V46H102ZM4 48V47H3ZM92 48V49H93ZM202 48V47H201ZM90 49H91V47H90ZM104 49V48H103ZM154 49V48H153ZM152 49V50H153ZM166 49H168V48H166ZM188 49H190V48H188ZM197 49V48H196ZM205 49H207V48H205ZM224 49V48H223ZM15 50V49H14ZM16 50H20V48H19V46H18V49H16ZM15 50V51H16ZM27 50V49H26ZM25 50V51H26ZM89 50V49H88ZM99 50L100 51H102L101 49H100V46H99ZM229 50V49H228ZM14 51V52H15ZM43 51V50H42ZM87 51V50H86ZM97 52H98V49L96 50ZM104 51V50H103ZM118 51V50H117ZM200 51H201V49H200ZM224 51V50H223ZM13 52V51H12ZM20 52V51H19ZM28 52H29V49H28ZM89 52V51H88ZM92 52H94V51H92ZM96 52V53H97ZM144 52V51H143ZM161 52V51H160ZM199 52V51H198ZM203 52V51H202ZM208 52V51H207ZM206 52V53H207ZM227 52V51H226ZM16 53V52H15ZM87 53V52H86ZM205 53V54H206ZM209 53V52H208ZM207 53V54H208ZM211 53V52H210ZM216 53V52H215ZM18 53H16V55H17ZM45 54V53H44ZM93 54V53H92ZM99 54V53H98ZM108 54V53H107ZM144 54V53H143ZM149 54V53H148ZM207 54H206V56H207ZM220 54V53H219ZM223 54V53H222ZM30 55V54H29ZM88 55V54H87ZM193 55V54H192ZM23 56V55H22ZM21 56V57H22ZM93 56V55H92ZM100 56V55H99ZM199 56V55H198ZM30 57V56H29ZM29 57H22V58H20V59H23L24 58V60L26 59V58H28L29 60H30V58ZM40 57H41V53H40ZM95 57V56H94ZM189 58L191 57V56H188ZM210 57V56H209ZM38 58V60H42V61H44L43 59H40L39 57H37ZM36 58V59H37ZM117 58V57H116ZM130 58V57H129ZM148 58V57H147ZM208 58V57H207ZM3 59V58H2ZM27 59V60H28ZM89 59V58H88ZM95 59V58H94ZM124 59V58H123ZM137 59V58H136ZM195 59V58H194ZM212 59V58H211ZM19 60V59H18ZM100 60V59H99ZM21 61H23V60H21ZM26 61V60H25ZM92 62H93V60H91ZM189 61V60H188ZM219 61V60H218ZM264 61V60H263ZM38 62V61H37ZM87 62H88V60H87ZM96 62H98V60L96 61ZM191 62V61H190ZM206 62V61H205ZM7 63V62H6ZM43 63V62H42ZM103 63V62H102ZM106 63V62H105ZM145 63V62H144ZM188 63V62H187ZM202 63V62H201ZM261 63V62H260ZM2 64V63H1ZM44 64V63H43ZM51 64V63H50ZM49 64V65H50ZM89 64V63H88ZM99 64H100V61H99ZM257 64H258V62H257ZM23 65V64H22ZM41 65V64H40ZM101 65V64H100ZM106 65H108L107 63L104 65V66H106ZM199 65V64H198ZM204 65V64H203ZM202 65V66H203ZM234 65V64H233ZM1 66V65H0ZM5 66H7V65H5ZM92 66V65H91ZM99 66V65H98ZM135 66V65H134ZM205 66V65H204ZM209 66V65H208ZM240 66V65H239ZM260 66H261V64H260ZM41 67V66H40ZM100 67H102V65L100 66ZM115 67V66H114ZM131 67V66H130ZM258 67V66H257ZM3 68H6L7 69V67H3ZM98 68V67H97ZM97 68H95V70L97 69ZM103 68V67H102ZM108 68V67H107ZM197 68V67H196ZM229 68V67H228ZM5 69V70H6ZM41 69H44V68H42L41 67ZM86 69V68H85ZM91 69V68H90ZM89 69V70H90ZM104 69V68H103ZM102 69V70H103ZM134 69V68H133ZM101 70V71H102ZM117 70V69H116ZM208 70V69H207ZM239 70V69H238ZM2 71V70H1ZM4 71V70H3ZM9 71V70H8ZM42 71H45V70H42ZM90 71H92V70H90ZM101 71L99 72L100 74H99V76L101 75ZM198 71H199V69H198ZM237 71V70H236ZM13 72V71H12ZM119 72V71H118ZM185 72V71H184ZM195 72V71H194ZM203 72V71H202ZM238 72V71H237ZM94 73V72H93ZM92 73V74H93ZM112 73V72H111ZM205 73H207V72H205ZM88 74V73H87ZM104 73H103V71H102V75H103ZM187 74V73H186ZM200 74V73H199ZM244 74H245V72H244ZM19 75V74H18ZM83 75V74H82ZM86 75V74H85ZM95 75H97L96 74V71H95ZM237 75V74H236ZM241 75V74H240ZM89 76V75H88ZM91 76V75H90ZM94 76V75H93ZM92 76V77H93ZM98 76V75H97ZM96 76V77H97ZM104 76V75H103ZM108 76H109V73H108ZM139 76V75H138ZM196 76V75H195ZM34 77V76H33ZM193 77V76H192ZM1 78H2V76H1ZM0 78V79H1ZM6 78H8V77H6ZM27 78V77H26ZM83 78H84V76H83ZM91 78V77H90ZM100 78H101V76H100ZM99 78V79H100ZM141 78V77H140ZM195 78V77H194ZM199 78V77H198ZM206 78H207V76H206ZM78 79V78H77ZM82 79V78H81ZM96 79V78H95ZM98 79V78H97ZM114 79V78H113ZM162 79V78H161ZM200 79V78H199ZM198 79V80H199ZM1 80H3V78L1 79ZM1 80H0V82H1ZM4 80L6 81V79L4 78ZM9 80V79H8ZM84 80V79H83ZM94 80V79H93ZM108 80V79H107ZM141 80V79H140ZM159 80V79H158ZM194 80V79H193ZM202 80V79H201ZM208 80V79H207ZM97 81V80H96ZM103 81H106V80H103ZM164 81V80H163ZM100 82H102V81H100ZM107 82V81H106ZM159 82V81H158ZM190 82H191V80H190ZM194 82V81H193ZM200 82V81H199ZM218 82V81H217ZM3 83V82H2ZM88 83V82H87ZM110 83V82H109ZM114 83H116V82H114ZM155 83V82H154ZM153 83V84H154ZM161 83V82H160ZM159 83V84H160ZM187 83V82H186ZM185 83V84H186ZM211 83V82H210ZM3 84H5V82L3 83ZM67 84V83H66ZM113 84V83H112ZM197 84V83H196ZM213 84V83H212ZM84 85V84H83ZM93 85V84H92ZM200 86H201V83L199 84ZM199 85H197L198 87H199ZM204 85V84H203ZM202 85V86H203ZM6 86V85H5ZM4 86V87H5ZM59 86V85H58ZM187 86V85H186ZM84 87V86H83ZM94 87H95V85H94ZM151 87H153L152 85H151ZM206 87V86H205ZM205 87H203V88H205ZM59 88V87H58ZM58 88H57V90H58ZM96 88H97V86H96ZM104 88V87H103ZM166 88V87H165ZM210 88H211V86H210ZM107 89V88H106ZM206 89L208 90V88L206 87ZM227 89V88H226ZM110 90V89H109ZM163 90V89H162ZM184 90V89H183ZM188 90H190V89H188ZM199 90V89H198ZM205 90V89H204ZM210 90V89H209ZM215 90V89H214ZM225 90V89H224ZM223 90V91H224ZM228 90H229V88H228ZM228 90L226 91L227 93H228ZM234 92H235V90H234V88L232 89ZM232 90H230V91H232ZM60 91V90H59ZM100 91V90H99ZM157 91V90H156ZM166 91V90H165ZM181 91V90H180ZM222 91V92H223ZM153 92V91H152ZM162 92V91H161ZM182 92V91H181ZM188 92V91H187ZM207 92V91H206ZM213 92V91H212ZM237 92V91H236ZM100 93V92H99ZM124 93V92H123ZM168 93V92H167ZM184 93V92H183ZM216 93V92H215ZM233 92H231V94H232ZM17 94V93H16ZM61 94V93H60ZM101 94V93H100ZM116 94V93H115ZM163 94V93H162ZM206 94V93H205ZM208 94H209V92H208ZM208 94L206 95V96H208ZM217 94V93H216ZM237 94V93H236ZM243 94V93H242ZM9 95V94H8ZM108 95V94H107ZM147 95V94H146ZM185 95H186V93H185ZM234 95H235V93H234ZM17 96V95H16ZM228 96V95H227ZM231 96V95H230ZM103 97H105V96H103ZM109 97V96H108ZM146 97V96H145ZM148 97H149V95H148ZM233 97V96H232ZM232 97H230L229 99H231ZM238 97V96H237ZM14 98V97H13ZM17 98V97H16ZM61 98V97H60ZM207 98V97H206ZM208 98H210V97H208ZM207 98V99H208ZM217 98V97H216ZM220 98V97H219ZM233 98H235V97H233ZM246 98V97H245ZM244 98V99H245ZM18 99V98H17ZM154 99V98H153ZM175 99H177V98H175ZM9 99H7V101H8ZM19 100V99H18ZM17 100V101H18ZM114 100V99H113ZM209 100H211V99H209ZM214 100V99H213ZM212 100V101H213ZM220 100H221V98H220ZM226 100V99H225ZM247 100V99H246ZM11 101V100H10ZM15 101V99L13 100V102ZM53 101V100H52ZM55 101V100H54ZM53 101V102H54ZM116 101V100H115ZM137 101V100H136ZM152 101V100H151ZM156 101V100H155ZM176 101H179V100H176ZM188 101V100H187ZM186 101V102H187ZM201 101V100H200ZM204 101V100H203ZM223 101V100H222ZM221 101V102H222ZM235 101V100H234ZM244 101V100H243ZM242 101V102H243ZM3 102V100L1 99V103ZM5 102V101H4ZM12 102V101H11ZM16 102V101H15ZM20 102V101H19ZM58 102L60 103V101L58 100ZM64 102V101H63ZM154 102V101H153ZM164 102V101H163ZM228 102H231V101H228ZM51 103V102H50ZM49 103V104H50ZM57 103V102H56ZM145 103V102H144ZM155 103V102H154ZM158 104L160 103L159 102V100H158V102H157ZM182 103V105H183V103H184V101L183 102H181ZM208 103H211L210 101H208ZM225 103V102H224ZM233 103V102H232ZM3 104V103H2ZM8 104V102L5 104L4 103V105H5V107L3 108V111H5L4 109L7 107L6 105ZM9 104H11V103H9ZM8 104V105H9ZM16 104H17V102H16ZM47 104V103H46ZM45 104V105H46ZM54 104V103H53ZM62 104V103H61ZM64 104V103H63ZM140 104V103H139ZM143 104V103H142ZM150 104V103H149ZM147 105V104H145L146 106H149V108H151V104L150 105ZM173 104H175L174 102H173ZM186 103H184V105H185ZM201 104V103H200ZM228 104V103H227ZM231 104V103H230ZM1 105V104H0ZM18 105V104H17ZM38 105V104H37ZM141 105V104H140ZM144 105V104H143ZM143 105H141V107L143 108L144 106ZM183 105V106H184ZM205 105H207V102H205ZM204 105V106H205ZM210 105V104H209ZM16 106V105H15ZM48 106V105H47ZM50 106H52V104H50ZM55 106V105H54ZM53 106V107H54ZM57 106H58V104H57ZM111 106V105H110ZM156 106V105H155ZM160 106V105H159ZM163 106V105H162ZM175 106V105H174ZM186 106V105H185ZM184 106V107H185ZM202 106V105H201ZM9 107H10V105H9ZM14 107V106H13ZM38 107V106H37ZM45 108H48V107H46V106H44ZM44 107H39L40 108V111L42 110V108H44ZM52 107V108H53ZM59 107H61V105H59ZM103 107V106H102ZM140 107V108H141ZM154 107V106H153ZM152 107V108H153ZM158 107V106H157ZM157 107H155L156 109H157ZM166 107V106H165ZM168 107V106H167ZM170 107V106H169ZM176 107V106H175ZM174 107V108H175ZM178 107V106H177ZM206 107H210V106H206ZM245 107V106H244ZM18 108H19V105H18ZM17 108V109H18ZM44 108V109H45ZM51 108V107H50ZM57 108V107H56ZM104 108V107H103ZM102 108V109H103ZM108 108L109 107H107V111H108ZM138 108H139V106H138ZM137 108V109H138ZM139 108V110H137V112L139 111L140 112V109ZM144 108H146V107H144ZM148 108V107H147ZM160 108V107H159ZM163 108V107H162ZM173 108V109H174ZM193 108V107H192ZM0 109H1V106H0ZM11 110H12V108H10ZM58 109V108H57ZM61 109V108H60ZM156 109H155V111H156ZM170 109H172L171 107H170ZM179 109V108H178ZM188 109V108H187ZM187 109H186V111H187ZM191 109V108H190ZM209 109V108H208ZM2 110V109H1ZM6 110H8V109H6ZM13 110H16V109H13ZM12 110V111H13ZM52 110H54V109H52ZM104 110V109H103ZM144 110H146V109H144ZM150 110V109H149ZM159 110V109H158ZM166 110V109H165ZM19 111V110H18ZM37 111V110H36ZM39 110H38V112H37V115H40L41 114V112H40ZM44 111V110H43ZM55 111V110H54ZM60 111V110H59ZM58 111V112H59ZM62 111V110H61ZM107 111H104V114L107 112ZM135 111V110H134ZM141 111H143V109L141 110ZM151 111V110H150ZM161 111V110H160ZM163 111V110H162ZM161 111V112H162ZM167 111V110H166ZM176 111H177V108H176ZM179 111V110H178ZM178 111H177V113H178ZM185 111V112H186ZM204 111V110H203ZM243 111V110H242ZM8 111H6V113H7ZM40 112V113H39ZM47 112H48V114L50 115V113L52 112L51 110H50V113H49V110L47 109ZM63 112V111H62ZM110 112V111H109ZM138 112V113H139ZM146 112H149L148 111V109H147V111ZM153 112V111H152ZM159 112V111H158ZM160 112V113H161ZM190 112V111H189ZM1 113L3 114V112L1 111ZM6 113H4L5 115H6ZM11 113V112H10ZM17 113V112H16ZM34 113L36 114V112H35V110H34ZM39 113V114H38ZM55 113V112H54ZM56 113H57V111H56ZM64 113H65V110H64ZM64 113H63V115H64ZM137 113V114H138ZM163 113H165V112H163ZM162 113V114H163ZM176 113V112H175ZM191 113V112H190ZM9 114V113H8ZM7 114V115H8ZM21 114V113H20ZM42 114H44V113H42ZM47 114V113H46ZM107 114V113H106ZM147 114H149V116H150V113H147ZM154 114V113H153ZM153 114H152V119H153ZM156 114H158V113H156ZM186 114H188V111H187V113ZM11 115V114H10ZM10 115L8 116V118L10 117ZM13 115H15V114H13ZM22 115H23V113H22ZM45 115V114H44ZM54 115H56V114H54ZM62 115V114H61ZM69 115V114H68ZM101 115V114H100ZM110 115V114H109ZM143 115V114H142ZM142 115H140V117L142 116ZM155 115V114H154ZM159 115H161V114H159ZM170 115V114H169ZM181 115V114H180ZM12 116V115H11ZM17 116V115H16ZM36 116V115H35ZM42 116V115H41ZM39 117V116H36V117H39V119L37 118H35L36 120H38V122H37V127L35 128V127H33L32 129L34 130L33 132H32V135H34L35 136V133H36V131H37V133L39 134L38 135V138H39V141L37 142V145H39L38 146V150H37V148H36V155L38 154L40 157V159L42 158V159H44L45 157V155H46V153H45V149L47 148L48 149V151H49V149H51L50 151H49V154H51V155H53V157H55V154H56V152H60L63 156H64V159H62L63 160V162H58V160H57V157H56V162H57V164H58V167H57V170H56V172H55V175H54V173H53V175L55 176V180H57V184H55L54 185V187L53 186H51V185H49V184H51V180H53V175H51L50 177L52 178L51 180H46V175H48V173L46 172L47 170H44V172L45 173H47L44 177L45 178H41L42 180H46V182H42V183H45L44 184V189L43 188H41L42 186H43V184L40 186L39 184L41 183H39V182H36V186L35 185H30V181L28 182V184L30 185V186H27L26 188H30V189H27V190H29L28 191V193H25V192H27V191H24V193L23 194H27V196L29 195V197H27V198H30V197H32L33 198V196H34V194H32L33 193V191L34 190H36V188H38V191L35 193V191H34V193L36 194V195H38L39 197H38V200L39 201H41L42 203V206L44 207V206H47V204L44 202L45 200L44 199H46V198H49L50 199V197H52V199H53V196L54 195H56V194H58L61 190V188H62V186H63V184L65 183V185H64V187H66L65 189H68V190H70V191H72V190H74V189H78V187L80 186L81 187V185L82 184H80L81 182L79 181V184H78V182H77V185H76V181L75 180H78V179H75V178H73L74 176H73V174H72V176H71V171L73 170V168H72V166L76 163V164H79V165H83V166H85V168H86V165L88 166V164L90 163V161L93 159H91V156H94V153H95V148L94 147H91L92 146V142H94V140L95 141H97L98 142V144H97V142H95L97 145H98V158H102L101 159V161L102 160H107V159H109L108 161H110L109 163L108 162H106V163H108L109 165H111V166H115V164H117V166H118V168L120 169V171L122 172V178L124 179V181H125V183H126V188H127V190H129V191H131V194L133 193V195L136 197V200L133 202V203H135V207H132L131 208V206H126L127 204H123L124 203V201L129 197L128 195H127V193H125L126 191H119V189H118V187H117V192L114 190V191H110V189H109V191H107L108 190V188H107V190L105 189V191L103 190H94V186L92 185V183H86V185H88V184H90L91 186H93V187H91V188H93L92 190H94V191H91L90 192V190H89V193H84V196H80V195H77V194H72V196L71 197H68L67 196V194L65 195V194H63L62 193V197H64V196H67L66 198H65V201H66V203H63V205H64V207H62V205H60L59 207H62L61 209L64 211V213L65 214H67V215H72V213L71 212H73L72 211V208L74 209V205L76 206L77 204H74L73 205V202L75 201V200H73V199H75V198H77L78 196H80V199L82 200L81 201V204H83V203H85L86 204V206H83V210H84V212H85V210L89 213V212H91L92 213V215H89V216H86V217H84L83 219L84 220H82V222H80V225L79 224H77V227H73L74 229H76V231H74V232H72V234L70 233L69 235H66V232H63V235L61 236V235H59L58 234V241L56 242V243H58V244H54L53 246H54V249H52V246H51V252L48 254V257L47 256H45V258L43 259V258H41L42 259V262L43 263H40V264H51V262H52V260H54L55 259V261H58V262H60L59 264H117V263H119L117 260H119L121 263L120 264H128V263H130L131 264V260H134V258H135V256H137V260L139 261V263L141 262L142 264H159V262H161V260L158 262L157 261V259H161V258H167V259H172L173 260V258L172 257H174V259H175V256L176 257H178V261H179V263L178 264H186V261L190 258L191 259V256H190V254L192 253V251L194 252V250H196L197 249V247H193L192 245H183L182 246V244L180 245L179 244V246H175V247H169L168 248V246L166 245V243H167V241H166V243H164L163 241V243H160L161 244V246H154V244H153V246H151L150 245V243H149V241H152V240H162L163 238H161V237H159L158 236V234H160V233H158V231H157V233H155V231L153 232V233H150L151 232V230H152V227H151V223L149 222V220L151 219V220H153V218H158L159 219V215H163L164 214V211L162 210V209H160V207H159V209H154V207H152L155 203H154V201L156 200V203H157V200L159 201V202H161V199L162 198H164L165 197V195H163V189H162V184L161 183H163L164 181H162V180H164L165 178H166V176H164L165 178L164 179H160L162 182L160 183L159 182V178H160V175H159V173H160V171H161V169H158L159 171V173L158 174H154L153 173V171H151L149 168H148V161L149 160H147V161H145V160H143V158L142 157H144V156H142L141 154H138L137 152H141V151H139V150H141L142 148H138V149H136V150H138L137 152H136V150H135V152H136V154H135V152H131L130 150H129V146L128 145H125L124 147H126L125 149H127V146H128V149L125 151V152H123L122 154H120V152H122V150L123 149H121V148H119L121 151L119 152V150L118 149H116V147H114V137H115V139L117 138L116 136H114L115 135V128H113V126L115 127V125H114V123H116V122H114L113 123V121H112V123L111 122H109V121H106V119H105V117H104V122L103 121H101L100 122V124L101 125H103V126H101L102 128L100 129V130H98V128H97V130L98 131H93V133L91 132L92 131V129H91V133L89 134V132H88V130H85V133H87L88 132V134H89V136H90V138H91V144H90V147H88V146H86L85 144L83 145H81V142H80V139L78 138V136L76 135V133H75V131H77V130H80V129H82V126H81V128L79 129H77L76 127H74V128H76L77 130H75L74 132L72 131V130H69V128H67L68 130H69V132H67L66 130H64L60 125L59 126H57L56 124L58 123L57 121L59 120H63L62 122H64L65 120L63 119L64 117L63 116H61V118H60V115H59V119L57 118V123L55 124V123H53V124H55L56 126H50L51 127V129H52V132L50 133V134H47V131H46V134H44L43 133V131H42V126H43V124H44V122L46 123L47 121V119L49 118V117H47L46 119H45V121L44 120H42V118L43 117ZM53 116V115H52ZM65 116V115H64ZM144 116V115H143ZM142 116V117H143ZM156 116V119H157V116L158 115H155ZM168 116V115H167ZM175 116V115H174ZM182 116V115H181ZM6 117V116H5ZM15 117V116H14ZM18 117V116H17ZM21 117V116H20ZM19 117V118H20ZM55 117V116H54ZM53 117V118H54ZM63 117V118H62ZM67 117V116H66ZM65 117V118H66ZM83 117V116H82ZM102 117V116H101ZM138 117V116H137ZM141 117V118H142ZM190 117V116H189ZM16 118V117H15ZM22 118V117H21ZM20 118V119H21ZM107 118H108V116H107ZM116 118V117H115ZM145 118H147V117H145ZM144 118V119H145ZM160 118V117H159ZM158 118V119H159ZM163 118V117H162ZM177 118V117H176ZM179 118H180V116H179ZM1 119H2V117H1ZM4 119V118H3ZM52 119V118H51ZM148 119H149V117H148ZM151 119V120H152ZM155 119V118H154ZM153 119V120H154ZM161 119V118H160ZM175 119V118H174ZM186 119H187V117H186ZM186 119H185V122H186ZM14 120V119H13ZM49 120V119H48ZM55 120H56V118H55ZM74 120V119H73ZM140 120V119H139ZM138 120V122L139 123H141L140 121ZM142 120H143V118H142ZM147 120V119H146ZM150 120V119H149ZM150 120V121H151ZM163 120V119H162ZM165 120V119H164ZM178 120V119H177ZM181 120V119H180ZM1 121V120H0ZM9 121H10V119H9ZM20 121L21 120H19L18 119V122H17V124H19L20 123ZM23 121V120H22ZM51 121V120H50ZM52 121H53V119H52ZM106 121V122H105ZM155 121V120H154ZM154 121H152L151 123H155L156 124V121L154 122ZM158 121V120H157ZM168 122H169V120H167ZM171 121V120H170ZM2 122H5V121H2ZM7 122V121H6ZM6 122H5V124H6ZM33 122V121H32ZM31 122V123H32ZM49 122V121H48ZM96 122V121H95ZM145 121H143V123H144ZM149 122V121H148ZM160 122V121H159ZM168 122H167V124H168ZM173 122H174V120H173ZM176 122V121H175ZM10 123V122H9ZM8 122H7V125L9 124ZM12 123H14V122H12ZM22 123V122H21ZM36 122H34V123H32V124H35ZM73 123V122H72ZM72 123H71V125H72ZM99 123V122H98ZM104 123V124H103ZM121 123V122H120ZM162 123H163V121H162ZM191 123V122H190ZM1 125L3 124L4 125V123H0ZM17 124H14V125H17ZM26 124H28V123H26ZM47 124V123H46ZM74 124V123H73ZM117 124H119V121H118V123ZM148 124V123H147ZM150 124V123H149ZM148 124V125H149ZM158 124H160V123H158ZM158 124H156V127H158L157 125ZM186 124V123H185ZM185 124H183V125H185ZM3 125L1 126V127H3ZM36 125V124H35ZM52 125V124H51ZM68 125V124H67ZM66 125V126H67ZM70 125V124H69ZM69 125H68V127H69ZM79 125V124H78ZM122 125V124H121ZM140 125H142V124H140ZM146 125V124H145ZM148 125H146V128L148 127ZM163 125V124H162ZM168 125H173L172 124V122H171V124H168ZM177 125V124H176ZM187 125V124H186ZM9 126H10V128L9 129H11V127H12V125L11 124H9ZM22 126V125H21ZM20 125H19V127H21ZM24 126H26V125H24ZM30 126H31V124H30ZM34 126V125H33ZM46 127H47V125H45ZM44 126V127H45ZM123 126H125V125H123ZM165 126H167V125H165ZM174 126V125H173ZM180 126H181V124H180ZM4 127H6V125L4 126ZM19 127H17V128H19ZM28 127H29V125H28ZM32 127V126H31ZM45 127V128H46ZM49 127V128H50ZM85 127V126H84ZM118 127V126H117ZM122 126H120V124H119V128L120 129H122L121 128ZM140 127V126H139ZM144 127V126H143ZM161 127V126H160ZM164 127V126H163ZM169 127V126H168ZM182 127V126H181ZM186 127V126H185ZM189 127V126H188ZM16 128V127H15ZM16 128V129H17ZM23 128V127H22ZM35 128V129H34ZM41 128V129H40ZM87 128V127H86ZM124 128V127H123ZM146 128H144V129H146ZM178 128V127H177ZM190 128V127H189ZM194 128V127H193ZM8 129V128H7ZM7 129H6V131H7ZM12 129H14V127H12ZM15 129V130H16ZM26 129H28V128H26ZM31 129V130H32ZM71 129H72V127H71ZM118 129V128H117ZM148 129H150V128H148ZM161 128H159V130H160ZM163 129H165V128H163ZM168 129H170V128H168ZM175 129H176V127H175ZM183 129V128H182ZM187 129V128H186ZM2 130H4V129H2ZM29 130V132H27ZM28 130H25L24 129V131L23 132H27V134H30V128L28 129ZM64 130V131H63ZM74 130V129H73ZM84 130H80V131H78L77 132V134L78 133H82ZM136 130V129H135ZM158 130V129H157ZM166 130H167V128H166ZM173 129H171V131H172ZM176 130H178V129H176ZM179 130H180V128H179ZM193 130V129H192ZM1 131V130H0ZM5 131V132H6ZM10 131V130H9ZM12 131V130H11ZM11 131L10 132H3V136H2V138L0 139V144H1V163H2V165H1V163H0V165L3 167V168H1L2 169V171H3V169H4V172H3V174L2 175H4V178H2L3 180L2 181H4V184L1 186L2 188H1V190H0V214L2 215V214H4V212H6L7 211V209L11 206L10 205V201H12V203H13V201H15V200H12V199H10V198H12V197H10L9 199L10 200H8V197L9 196H11L12 194H13V192L14 191H16V190H14V188H16V186H15V182H16V179L18 178V177H16V175L18 174H16V173H14V170L12 169V159H13V155H12V149H13V146H14V144L16 145V146H19V147H22L21 146V143H23L24 141H27V138L24 140L23 138H22V136L24 135V133L22 134V136L20 135H17L18 134V130H16L17 131V134H15L16 136H13L12 134L14 133H12L11 134ZM70 131H71V133H70ZM146 131H147V129H146ZM174 131V130H173ZM183 131V130H182ZM181 131V132H182ZM19 132H20V130H19ZM45 132V131H44ZM95 132V133H94ZM115 132V133H114ZM119 132H122V130L121 131H119ZM140 133L139 134H141V131H139ZM144 132V131H143ZM150 131H148V133H149ZM168 132V131H167ZM180 132V133H181ZM1 133V132H0ZM22 133V132H21ZM20 133V134H21ZM36 133V134H37ZM151 133V132H150ZM149 133V134H150ZM175 133V132H174ZM186 133V132H185ZM2 134V133H1ZM5 134V135H4ZM117 134H118V131H117ZM121 134V133H120ZM173 134V133H172ZM225 134V133H224ZM238 134V133H237ZM240 134V133H239ZM32 135H28V138H30L31 139V137L32 138H34ZM135 135V134H134ZM142 135V134H141ZM146 135V134H145ZM168 135V134H167ZM175 135H177V132H176V134ZM252 135V134H251ZM250 135V136H251ZM19 136V137H18ZM24 136H26V135H24ZM31 136V137H30ZM37 136V135H36ZM80 136V135H79ZM82 136V135H81ZM85 136V135H84ZM87 136V135H86ZM88 136V137H89ZM150 136H152V135H149V137ZM160 136V135H159ZM170 136V135H169ZM173 136V135H172ZM177 136H179V135H177ZM241 136V135H240ZM244 136V135H243ZM256 136V135H255ZM18 137V138H17ZM128 137V136H127ZM135 137V136H134ZM154 137V136H153ZM166 137H168V136H166ZM176 137V136H175ZM185 137V136H184ZM191 137V136H190ZM247 137V136H246ZM20 138L22 139V141L20 140ZM173 138V137H172ZM171 138V139H172ZM178 137H176V138H174V139H177ZM244 138V137H243ZM252 138V137H251ZM261 138V137H260ZM36 139H37V137H36ZM81 139H83V137H81ZM149 139V138H148ZM153 138L151 137V140H152ZM155 140H156V137L154 138ZM153 139V140H154ZM162 139V138H161ZM161 139L159 138V140H160V142H161ZM165 139V138H164ZM167 139V138H166ZM166 139H165V141H166ZM262 139H264V138H262ZM261 139V140H262ZM24 140V141H23ZM32 140V142H33V139H31ZM31 140H30V142H31ZM35 140V139H34ZM116 140H118V139H116ZM122 141H123V139H121ZM146 140V139H145ZM144 140V141H145ZM150 140V139H149ZM149 140H148V142H149ZM154 140V141H155ZM163 140V139H162ZM170 140V139H169ZM180 140V139H179ZM191 140V139H190ZM237 140H238V138H237ZM257 140V139H256ZM256 140H255V143H258V142H256ZM259 140V139H258ZM257 140V141H258ZM36 141V140H35ZM34 141V142H35ZM68 141H72L71 143H73V145L72 146H69V142ZM81 141H83V140H81ZM90 141V140H89ZM121 141V142H122ZM137 141V140H136ZM135 141V142H136ZM142 141H143V139H142ZM164 141V140H163ZM164 141V142H165ZM171 141V140H170ZM240 141V140H239ZM264 141V140H263ZM85 142H87V141H85ZM116 142H118V141H116ZM137 142H139L140 143V141H137ZM136 142V143H137ZM151 142V141H150ZM158 142V141H157ZM156 142V143H157ZM160 142H159V144H160ZM169 142V141H168ZM172 142V141H171ZM176 142H178V140H176ZM226 142V141H225ZM236 142V141H235ZM241 142V141H240ZM29 143V142H28ZM74 143H76V144H74ZM84 143V142H83ZM124 143L125 142H123L122 144L124 145ZM144 143H146V142H143V146L141 145L140 147H143L144 148V146L146 145H144ZM154 143V142H153ZM166 143V142H165ZM173 143V142H172ZM179 143H180V141H179ZM254 143V144H255ZM260 143V142H259ZM264 143V142H263ZM26 144V143H25ZM127 144V143H126ZM138 144V143H137ZM142 144V143H141ZM149 144V143H148ZM162 144V143H161ZM160 144V145H161ZM164 144V143H163ZM168 143H166V145H167ZM170 144V143H169ZM175 144H177L178 145V143H175ZM215 144V143H214ZM230 144V143H229ZM242 144V143H241ZM24 145V144H23ZM29 145H31L30 143H29ZM35 145H36V143L34 144V147H35ZM89 145V144H88ZM97 145H96V147H97ZM117 145V144H116ZM133 145V144H132ZM140 145V144H139ZM152 145V143L150 144V146ZM180 145H181V143H180ZM184 145H186V144H184ZM183 145V146H184ZM189 145V144H188ZM226 145V144H225ZM239 145V144H238ZM258 145V144H257ZM33 146V145H32ZM122 146V145H121ZM155 146V145H154ZM182 146V145H181ZM180 146V147H181ZM227 146V145H226ZM242 146V145H241ZM260 146H262V144H260ZM260 146H257V148L258 147H260ZM24 147V146H23ZM26 147V146H25ZM28 147H30V146H28ZM37 147V146H36ZM39 147H41L40 149H39ZM120 147V146H119ZM139 147V146H138ZM147 147V146H146ZM167 147V146H166ZM169 147V146H168ZM170 147L171 148H169L170 150H175L176 152L178 151V148H180V147H178V146H176V145H174L173 144V146L170 144ZM215 147H217V146H215ZM214 146H213V149L215 148ZM234 147V146H233ZM240 147V146H239ZM118 148V147H117ZM148 148V147H147ZM156 148V147H155ZM154 148V149H155ZM190 148V147H189ZM194 148V147H193ZM201 147L199 146V148L198 149H200ZM218 148H220V147H218ZM218 148H216L217 150H218ZM222 148V147H221ZM220 148V149H221ZM234 148H237V146L236 147H234ZM233 148V150L234 151H236L235 149ZM263 148H264V146H263ZM21 149V148H20ZM23 149V148H22ZM22 149H21V151H22ZM34 149V148H33ZM32 149V151H34ZM96 149V150H97ZM135 149V148H134ZM145 149V148H144ZM151 149V148H150ZM161 149H163V148H161ZM168 149V148H167ZM192 149V148H191ZM197 149V150H198ZM204 149V148H203ZM203 149H201L202 151H204ZM213 149H212V151H213ZM216 149H214L215 151H216ZM224 149H225V147H224ZM222 150L221 149V153L220 154H222L223 153V155L226 153V152H222V151H225V150ZM239 149H241V147L239 148ZM18 150V149H17ZM24 151H25V149H23ZM29 150V149H28ZM31 150V149H30ZM147 150H149V149H147ZM152 150V149H151ZM159 150V151H158ZM157 151L160 153L161 151H160V149H158ZM182 150V149H181ZM206 150H207V148H206ZM209 151H210V149H208ZM229 150V149H228ZM232 150V149H231ZM242 150V149H241ZM259 150V149H258ZM34 151V152H35ZM48 151H47V153H48ZM133 151V150H132ZM142 151H143V149H142ZM145 151H146V149H145ZM150 151V150H149ZM153 151H155V150H153ZM156 151V152H157ZM169 151V150H168ZM188 151V150H187ZM196 152V150H192V152H191V155H189L190 157H188L189 159H188V162H189V160H190V163H188V165H189V167L187 166V164H186V162H185V167H183V168H181L180 166H182L181 165V163L180 162H178V163H180V168H181V173L184 171V169L185 168H191V171L193 172V174H194V179H193V181H194V183H196V185L197 186H195L194 185V183H193V186H192V190H190L189 188H188V186L185 188V186L187 185V184H185L184 185V183H181V179L179 178V176L177 175V174H175V173H173V174H175V175H173V176H169V177H171V180H170V178H166L165 180H167V182L169 181L170 183V186L168 187L167 186V188H168V192L170 193V194H172L173 196H172V200H174V201H167L169 198L167 197V200H166V198H165V200L167 201V202H171L170 204H168L166 201V203L169 205L168 206V208L167 209H171V211H168L167 210V212H170L172 215H173V217H172V215H171V217L173 218V220L171 219V218H169V220L171 219L173 222H174V224H176V225H179V228H178V230L175 232L174 231V233H169L168 235H169V237H177L178 239L179 238H187V240L189 239V238H192V237H194V234H193V232H192V230L193 229H195V227L200 223V221H202L201 222V224L203 223L204 225L206 224L205 223V220L206 219H208L209 220V214L212 216V219H214V221H215V226H217L218 228H216V229H219L220 230V238L222 239H220L219 241H220V245H219V243H218V245L216 244V241L215 242H213V244H208L209 245V252L211 253V257H212V260L214 261V264H229L228 263V254H230L229 253V248H230V246L232 247V245H234V247H235V250H236V246H237V241H239V243L240 244H242L246 249V251L251 255H253L254 256V258H255V260H256V263H257V261L258 262H260V263H258V264H264V250H262L258 245H257V243L258 242H256L255 243V237H253L252 236V234H251V236H252V238H251V236L250 237H245V236H248V235H250V234H248V232L247 233H244V231H243V229H242V231H239L238 229V221L237 220H239V218H241L240 217V212L242 211V210H244L246 207L244 206V208L243 207H240V208H243V209H239V203H238V200H240L241 199V197H240V199L238 198L237 199V195H235L236 194V192H234V191H237V190H235L234 188H236L235 187V185L236 184H234L233 186H234V188L232 187V186H230V187H232L231 188V190H230V192H228V194L227 195H223L224 197H222V195H220L221 194V192H220V190H219V192H218V188L220 189V187L218 186V188H217V186H215V183L218 181V175L216 174L215 176H218L217 177V181L215 182V181H213V179H215V176L214 177H211V178H213V179H210V176L212 175V174H207L208 175V177L206 178H204V176H202L203 177V180L206 182V184L208 185V187L210 186V188H212L213 189V191H214V193L213 194H218V195H220V197H222L221 199H217V201L215 202V204H213V202L214 201H212V203H209V207H208V210H206V207L205 206H202V208H201V206H200V211L197 209H195V203H196V201L195 200H197L196 199V197H198L199 198V193H200V187L202 186H200V184L202 183L201 181H200V173H202V172H200V168L201 167H199L198 168V163L200 164L201 162H203V161H199L198 163H197V160H196V158H199V156H200V154H199V156H196V154L198 153H195ZM198 151H200V150H198ZM226 151H227V149H226ZM26 152V151H25ZM33 152V153H34ZM155 152V153H156ZM163 152V151H162ZM161 152V153H162ZM165 152V151H164ZM176 152H172L171 154H173V157H171V159H169V160H166V159H164L163 157V161L161 162L162 164H164V160H166L167 161V163L169 162V164L171 165V168H170V166L167 164V166L168 167H166V166H164V167H166V169L168 170L169 169V173H167L168 175L169 174H171L170 173V170H171V172H173V170H175V162H174V160H176L177 158H179V156H177V153ZM179 152H180V149H179ZM189 152V151H188ZM211 152V151H210ZM218 151H216V153H217ZM227 152H229V151H227ZM231 152V151H230ZM229 152V153H230ZM256 152V151H255ZM260 152L262 153L263 151H261L260 150ZM260 152H259V154H260ZM19 153V152H18ZM29 153V152H28ZM142 153H144V151L142 152ZM148 153V152H147ZM151 153H152V151L149 153L150 155H148V159H149V156H151L152 158H153V155H151ZM158 153V154H159ZM160 153V154H161ZM168 153V152H167ZM202 153V152H201ZM233 153V152H232ZM232 153H231V155H232ZM14 155H15V152L13 153ZM20 154H21V152H20ZM35 154V153H34ZM49 154H47V156H49ZM146 153H144L143 155H145ZM159 154V155H160ZM163 154H165V153H163ZM163 154H161V155H163ZM203 154H206V153H203ZM211 154V153H210ZM214 154V153H213ZM264 154V153H263ZM18 155V154H17ZM36 155H34V156H36ZM58 155V154H57ZM161 155H160V157H161ZM175 155L177 156L176 158H174L175 157ZM183 155V154H182ZM202 155V154H201ZM226 155L228 156V154L226 153ZM231 155H230V157H231ZM234 155V154H233ZM232 155V156H233ZM237 155V154H236ZM20 156V155H19ZM62 156V157H63ZM186 156H188V155H186ZM196 156V158L194 159V157ZM218 156V155H217ZM221 156V155H220ZM238 156V155H237ZM237 156H233V157H235V158H237ZM27 157V156H26ZM37 157V156H36ZM50 157V156H49ZM49 157H48V159H49ZM169 157V156H168ZM181 157V156H180ZM229 157V158H230ZM240 157V156H239ZM24 158V157H23ZM28 158V157H27ZM30 158H31V156H30ZM30 158H29V160H30ZM98 158H96V160L98 159ZM146 158H147V156H146ZM152 158H150V160L152 159ZM155 158V157H154ZM170 158V157H169ZM262 158H263V156H262ZM31 159H34V158H31ZM50 159H51V157H50ZM49 159V160H50ZM145 159V158H144ZM184 159V158H183ZM200 159V158H199ZM198 159V160H199ZM212 159V158H211ZM218 159V158H217ZM220 159V158H219ZM14 160H15V157H14ZM17 160V159H16ZM26 160H28V159H26ZM28 160V161H29ZM45 160L46 159H44V160H40V161H44L45 162ZM95 160V159H94ZM160 161H161V159H159ZM157 161V160H155L156 162H158L157 164L159 165V163H160V161ZM180 160H181V158H180ZM187 160V159H186ZM236 160H238V159H236ZM51 161V160H50ZM93 161V160H92ZM92 161H91V164H92ZM178 161V160H177ZM176 161V162H177ZM182 161V160H181ZM210 161V160H209ZM231 161V160H230ZM229 161V162H230ZM15 162V161H14ZM55 162V161H54ZM99 162L100 161H98V164H99ZM103 162V161H102ZM102 162H100V164H104V163H102ZM184 162H182V163H184ZM207 162V161H206ZM33 163V162H32ZM40 163H42V162H40ZM40 163H38V164H40ZM95 163H97L96 161H95ZM245 163V162H244ZM16 164V163H15ZM18 164V163H17ZM23 164V163H22ZM43 164V163H42ZM49 164V163H48ZM53 164V163H52ZM91 164H89L90 166H91ZM149 164H151L150 162H149ZM155 164V163H154ZM156 164V165H157ZM210 164V163H209ZM212 165H213V163H211ZM248 164V163H247ZM46 165V164H45ZM54 165H56V164H53V166ZM78 165V166H79ZM93 165V164H92ZM106 165V164H105ZM155 165V166H156ZM157 165V166H158ZM201 166H202V164H200ZM206 165H207V163H206ZM19 166V165H18ZM21 166V165H20ZM25 166V165H24ZM48 166V165H47ZM50 166V165H49ZM81 166H79L80 168H81ZM82 166V167H83ZM89 166V167H90ZM98 166V165H97ZM102 166H104V165H102ZM163 166V165H162ZM161 165H160V167H162ZM210 165H207V167H209ZM216 166V165H215ZM214 166V167H215ZM219 166V165H218ZM235 165H233V167H234ZM257 166H259V165H257ZM256 166V167H257ZM264 166V165H263ZM22 167V166H21ZM26 167V166H25ZM43 167H45V166H43ZM94 167V166H93ZM101 167V166H100ZM163 167V168H164ZM172 167H174V168H172ZM177 167V166H176ZM237 167V166H236ZM238 167H240L239 165H238ZM15 168V167H14ZM30 168V167H29ZM42 168V167H41ZM53 168V167H52ZM51 168V170H53ZM71 168H72V170H71ZM84 168V169H85ZM151 168V167H150ZM159 168V167H158ZM206 168V167H205ZM210 168V167H209ZM209 168H207V169H209ZM219 168V167H218ZM225 168V167H224ZM224 168H221V170H219L221 173H222V169L225 171V169ZM259 168H261V167H259ZM25 169V168H24ZM24 169H23V171H24ZM32 169H33V167H32ZM44 169V168H43ZM42 169V170H43ZM45 169H47L46 167H45ZM78 169V168H77ZM156 169V168H155ZM154 169V170H155ZM237 169V168H236ZM235 168H234V170H236ZM247 169V168H246ZM253 169V168H252ZM16 170V169H15ZM17 170H18V168H17ZM20 170H22V168L20 169ZM28 170V169H27ZM41 170V171H42ZM86 170V169H85ZM85 170H84V172H85ZM91 170V169H90ZM163 170H165V169H163ZM163 170H162V172H163ZM185 170H187V171H189V169H185ZM203 170V169H202ZM233 170V169H232ZM232 170H231V172H232ZM233 170V171H234ZM250 170V169H249ZM262 170V169H261ZM260 170V171H261ZM74 171V170H73ZM156 171V170H155ZM166 171V170H165ZM175 171H178V170H175ZM179 171V172H180ZM208 172L209 171H211V170H207ZM224 171H223V173H224ZM227 171V170H226ZM264 171V170H263ZM20 172V171H19ZM32 173V171H30L29 170V173ZM79 172H80V170H79ZM205 172V171H204ZM211 172H214V171H211ZM210 172V173H211ZM231 172H229V175H230V173ZM235 172V171H234ZM237 172V171H236ZM255 172V175L257 174L256 172H258L257 170L256 171H254ZM1 173V172H0ZM33 173H35L34 171H33ZM43 173V172H42ZM77 173V172H76ZM86 173V172H85ZM220 173V174H221ZM222 173V174H223ZM226 173V172H225ZM248 173H249V171H248ZM14 174H16L15 176H14ZM23 174V173H22ZM37 174V173H36ZM34 175L33 174V179H31L33 182H34V178H37V176L38 177H40V174L38 173V175ZM44 174V173H43ZM50 174H51V172H50ZM75 174V173H74ZM163 174H165V173H162V175ZM188 174V173H187ZM262 174V173H261ZM29 175V174H28ZM42 175V174H41ZM159 175V176H158ZM167 175V176H168ZM181 175V174H180ZM202 175V174H201ZM204 175H206V174H204ZM227 175H228V173H227ZM232 175H233V172H232ZM235 175H236V173L233 175V177L235 178ZM1 176V175H0ZM18 176H21V174H19ZM29 176H31V175H29ZM35 176V177H34ZM76 176V175H75ZM182 176L183 175H181V178H182ZM187 176V175H186ZM254 176V175H253ZM261 176V175H260ZM259 176V177H260ZM264 176V175H263ZM263 176H261V177H263ZM3 177V176H2ZM27 177V176H26ZM50 177L48 178V179H50ZM77 177V176H76ZM162 177V176H161ZM232 177V176H231ZM233 177H232V179H233ZM238 177V176H237ZM30 178L31 177H29V179L27 178V181L28 180H30ZM78 178V177H77ZM80 178V177H79ZM93 178V177H92ZM38 179H40V178H38ZM80 179H82V178H80ZM121 179V178H120ZM183 179V178H182ZM230 179V178H229ZM231 179V180H232ZM37 180V179H36ZM41 180V181H42ZM44 180V181H45ZM110 180H111V178L109 179V181H107V184H109V182H110ZM258 180V179H257ZM18 181H19V179H18ZM27 181H25V182H27ZM47 181H50V183L49 182H47ZM83 181V180H82ZM112 181V180H111ZM255 181V180H254ZM259 181V180H258ZM263 181H264V179H263ZM53 182V181H52ZM88 182V181H87ZM91 182V181H90ZM101 182H103V180L101 181ZM106 182V181H105ZM201 182V183H200ZM204 182V183H205ZM235 182V181H234ZM259 182H261V180L259 181ZM3 182H0V185L2 184ZM35 183V182H34ZM49 183V184H48ZM53 183H55V182H53ZM84 183H85V181H84ZM18 184V183H17ZM16 184V185H17ZM26 184V183H25ZM101 184V183H100ZM168 184V183H167ZM168 184V185H169ZM205 184V185H206ZM216 184H218V183H216ZM221 184V183H220ZM255 184V183H254ZM259 183H257V186L258 187H260V195H257V196H260L261 197V203L259 202V204H261V206H259L257 209L260 211V212H262V215L261 216H264V182H262V184L259 186L258 185ZM85 185V184H84ZM97 185V184H96ZM102 185V184H101ZM101 185H99V186H101ZM163 185H165V184H163ZM206 185V186H207ZM232 185V184H231ZM83 186V185H82ZM103 186V185H102ZM114 186V185H113ZM166 186V185H165ZM190 186V185H189ZM19 187V186H18ZM79 187V189H81ZM96 187V186H95ZM207 187V188H208ZM20 188V187H19ZM19 188H17V190L19 189ZM82 188H86L85 186L84 187H82ZM88 188V187H87ZM97 188V187H96ZM110 188V187H109ZM22 189V188H21ZM90 189V188H89ZM185 189H189L191 192H189V190H188V192L190 193V195H188L187 196V193L185 192ZM227 189V190H228ZM24 190H25V188H24ZM126 190V189H125ZM165 190V189H164ZM211 190V189H210ZM209 189H208V191H210ZM259 190V189H258ZM258 190H256V193H257V191ZM20 190H18L17 192H19ZM31 191H32V193H31ZM76 191V190H75ZM77 191H79V190H77ZM82 191V190H81ZM81 191H79V194L81 193ZM88 191V190H87ZM128 191V192H129ZM203 191V190H202ZM223 191V193L225 192L224 190H222ZM17 192H16V194H17ZM22 192V191H21ZM53 192H56V193H54V195H53ZM67 192V191H66ZM66 192H64V193H66ZM166 192V191H165ZM212 192V191H211ZM218 192V193H217ZM5 193H9V195H8V197H6V195H4ZM15 193V192H14ZM61 193V192H60ZM68 193V192H67ZM167 193V192H166ZM165 193V194H166ZM202 193V192H201ZM200 193V194H201ZM220 193V194H219ZM227 193V192H226ZM235 193V194H234ZM259 193V192H258ZM257 193V194H258ZM18 194H20V193H18ZM202 194H205V193H202ZM230 194V195H229ZM15 195V194H14ZM130 195V194H129ZM167 195V194H166ZM212 195V194H211ZM217 195V196H218ZM17 196V195H16ZM49 196V197H48ZM69 196H70V194H69ZM133 196V197H134ZM171 196V195H170ZM190 196V197H189ZM203 196V195H202ZM256 196V197H257ZM45 197V198H44ZM55 197V196H54ZM205 197V196H204ZM207 197V196H206ZM205 197V198H206ZM259 197V198H260ZM20 198V197H19ZM37 198V197H36ZM35 198V199H36ZM56 198V197H55ZM161 198V199H160ZM204 198V199H205ZM208 198V197H207ZM217 198H219V196L217 197ZM258 198V197H257ZM257 198H256V202H257ZM18 199V198H17ZM21 199V201H22V198H20ZM32 200V201H36V200ZM51 199V200H52ZM57 199H59V197L57 196ZM63 199V198H62ZM129 199V198H128ZM171 199V198H170ZM203 199V198H202ZM203 199V201H205L206 202V200H204ZM213 199H214V196H213ZM244 199V198H243ZM247 199V198H246ZM46 200H48V199H46ZM73 200V201H72ZM78 199H76V201H77ZM111 200V201H110ZM198 200H200V198L198 199ZM210 200V199H209ZM242 200V199H241ZM240 200V201H241ZM254 200V199H253ZM252 200V201H253ZM19 201V200H18ZM32 201H30V202H32ZM53 201H55V199H53ZM53 201H50V202H48V203H50L48 206H51L52 207V203L51 202H53ZM64 201V200H63ZM239 201V202H240ZM243 201H245V200H242L241 201V205H242V202ZM22 202H25V201H22ZM28 202H29V200H28ZM45 204H44V203ZM47 202V201H46ZM79 202V201H78ZM77 202V203H78ZM200 202V201H199ZM208 202V201H207ZM209 202H211V201H209ZM245 202H247V201H245ZM33 203H35V202H33ZM38 203H40V202H36V204L35 205H37ZM61 203V202H60ZM59 203V204H60ZM153 203V204H152ZM164 203V202H163ZM163 203L161 202V204L163 205ZM254 203H255V200H254ZM16 204V203H15ZM18 204V203H17ZM20 204V203H19ZM18 204V205H19ZM40 204V205H41ZM44 204V205H43ZM58 204V205H59ZM79 205H80V203H78ZM84 204V205H85ZM132 204V203H131ZM248 204V203H247ZM253 204V203H252ZM258 204V203H257ZM256 204V205H257ZM31 205H33V204H31ZM30 205V208L32 207ZM34 205V206H35ZM53 205H56V204H53ZM73 205V206H72ZM110 205H112V207L110 206ZM156 205V204H155ZM197 205V204H196ZM201 205V204H200ZM205 205L207 206L208 205V203L206 204L205 203ZM244 205V204H243ZM242 205V206H243ZM24 206H26V205H23V207ZM34 206L32 207V209L34 208ZM38 206V205H37ZM46 207V208H49V207ZM100 206H103L102 208H107V209H109L110 208V210H102L101 208H100ZM164 206H165V204H164ZM249 206V205H248ZM254 206H255V204H254ZM22 207V206H21ZM36 207V206H35ZM39 207V206H38ZM50 207V208H51ZM59 207H57V208H59ZM156 207H157V205H156ZM163 207V206H162ZM161 207V208H162ZM167 207V206H166ZM165 207V208H166ZM257 207V206H256ZM13 208V206L11 207V209ZM24 208H26V207H24ZM23 208V209H24ZM28 209L29 210V212L30 213H33V211L35 210V212H37L36 211V209H33V211L31 212L30 210H32V209ZM53 208V207H52ZM55 209H57L56 208V206L54 207ZM76 208H78V209H80L81 210V206H80V208H79V206L77 205L76 206ZM158 208V207H157ZM255 208V207H254ZM42 209V208H41ZM40 209V210H41ZM256 208H255V210H257ZM10 210V209H9ZM8 210V211H9ZM39 210V209H38ZM44 210V212H45V208L43 209ZM43 210L41 211V213L43 212ZM49 210V209H48ZM48 210L46 209V211L48 212ZM240 210V211H239ZM247 212H248V208L247 209H245ZM263 210V211H262ZM49 211H56V210H49ZM166 211V210H165ZM207 211H208V213H207ZM245 211V213L247 214V212ZM9 212H11V211H9ZM29 212H24V213H27V214H29ZM34 212V216H35V214L37 215V213H39L40 214V212H37V213H35ZM43 212V213H44ZM57 212V211H56ZM58 212H61V211H59V209H58ZM58 212H57V214H55V215H58ZM68 212L70 213V214H68ZM84 212H82L83 214H84ZM86 212V213H87ZM243 212V211H242ZM256 212V211H255ZM7 213V212H6ZM42 213V214H43ZM50 213V212H49ZM49 213H47V215L49 214ZM63 213V212H62ZM81 213V212H80ZM88 213H87V215H88ZM244 213V212H243ZM258 212H256V214H257ZM14 214H16L15 212H14ZM53 214V213H52ZM64 214V215H65ZM90 214V213H89ZM245 214V215H246ZM5 215H7V214H4V216ZM10 215H13V214H10ZM31 215V214H30ZM33 215H31V218L33 217ZM46 215V217H48V218H50V220L48 221L47 220V222H49L50 223V221L51 220H53V221H55L54 223H56L57 224V227L59 226V228L63 231V229H64V227H63V221L66 219V218H68V216L67 217H65V218H60V217H58V216H55V215H53V217L51 216V214L50 215H48L47 216ZM61 215H63V214H61ZM165 215V214H164ZM166 215H169L168 213L166 214ZM241 215H242V213H241ZM244 215V214H243ZM243 216V217H246V216ZM14 216V215H13ZM15 216H17V214L15 215ZM40 216V215H39ZM39 216H37L38 218H39ZM76 216H77V214H76ZM42 217H45V215L43 216L42 215ZM56 217V218H55ZM58 217V218H57ZM162 217V216H161ZM164 218L166 217V216H163ZM242 217V218H243ZM255 217H256V215H255ZM7 218V217H6ZM76 218V217H75ZM74 217L72 218L71 217V219H75ZM79 218V217H78ZM81 218V217H80ZM206 218V219H205ZM241 218V219H242ZM261 218V217H260ZM24 219V218H23ZM27 219H29V217L27 218ZM33 219H35L36 220V218H33ZM43 219V218H42ZM42 219L40 220V218L38 219V220H40V224L39 225H42L41 223V221H42ZM44 219H47V218H44ZM43 219V220H44ZM157 219V220H158ZM244 219V218H243ZM246 219V218H245ZM262 219V218H261ZM4 220V219H3ZM35 220L33 221V223L32 224H34V226L36 227V223H34L35 222ZM38 220H37V223H39L38 222ZM110 220H112L113 222H112V224L114 223L115 225H111L110 224V226H113V229H115V230H108V229H105V228H103L101 225L103 224V225H106V224H108L109 225V223H111V221ZM170 220V221H171ZM259 220V219H258ZM5 221V220H4ZM14 221H15V219H14ZM28 222L29 221H31V219H29V220H27ZM46 221V220H45ZM44 221V222H45ZM53 221H52V224H53ZM66 221V220H65ZM73 221V220H72ZM77 221V220H76ZM79 221H81V219L79 220ZM241 222H242V220H240ZM240 221H239V223H240ZM244 221H246V220H244ZM248 221V220H247ZM67 222V221H66ZM75 222V221H74ZM78 222V221H77ZM211 222V221H210ZM260 222V221H259ZM261 222H262V220H261ZM17 223V222H16ZM30 223V222H29ZM155 223V222H154ZM198 223V224H197ZM243 223V222H242ZM242 223L240 224V226H242ZM249 223V222H248ZM248 223H246L245 222V224H244V226H246ZM257 223H258V221H257ZM256 223V225H258ZM31 224V227L33 226ZM47 224V223H46ZM52 224H51V226H52ZM70 224H73V223H71V221H70ZM173 224V225H174ZM197 224V225H196ZM208 224V223H207ZM210 224V223H209ZM263 224H264V222H263ZM2 225H4V224H2V223H0V252H1V254L2 255H0L1 256V258H0V264H12V261L11 260H13V259H11L10 257H11V254H12V251H13V246H14V240L13 239H15V238H13V236L11 237V233H10V231H9V233H8V231L6 230V228H4ZM24 225V224H23ZM53 225H55V224H53ZM65 225V224H64ZM69 225V224H68ZM196 225V226H195ZM200 225V224H199ZM203 225V228L204 227H206V226H204ZM33 226V227H34ZM44 226H45V224H44ZM43 226V227H44ZM49 226H50V224H49ZM56 226V225H55ZM72 226V225H71ZM71 226H68L69 227V229L70 230H72L71 229ZM115 226V227H114ZM119 226H121V229H118L119 228ZM161 226V225H160ZM195 226V227H194ZM260 226V225H259ZM256 226V227H258L259 229H261V227H263V226ZM7 227V226H6ZM20 227V226H19ZM18 227V228H19ZM22 227V226H21ZM35 227L33 228V229H35ZM63 229H62V228ZM105 227V226H104ZM107 228H108V226H106ZM156 227V226H155ZM155 227H153V228H155ZM199 227V226H198ZM255 227V228H256ZM41 228H42V226H41ZM45 228H47V225H46V227ZM58 228V229H59ZM67 228V227H66ZM163 228V227H162ZM176 228V227H175ZM200 228V227H199ZM245 228V227H244ZM246 228H247V226H246ZM31 229V228H30ZM29 229V230H30ZM38 229V228H37ZM40 229V228H39ZM48 229H51L50 227H48ZM81 229H85L86 231L88 230V232H89V237H87L86 239H84V237L83 236H81V237H83V239L84 240H82L81 242V245L80 246H78V245H76L75 243H76V240H78V239H80V237H79V235H78V232L81 230ZM111 229V228H110ZM156 229V228H155ZM169 229V228H168ZM167 229V230H168ZM198 229V228H197ZM205 229V228H204ZM212 229V228H211ZM215 229V230H216ZM258 229V230H259ZM20 230V229H19ZM25 230V229H24ZM23 230V231H24ZM27 230V229H26ZM56 230H57V228H56ZM61 230H59V231H61ZM67 230V229H66ZM70 230H67L68 232L70 231ZM160 230V229H159ZM169 230H171V229H169ZM176 230V229H175ZM203 230V229H202ZM206 230L209 232V229H207L206 228ZM214 230V229H213ZM218 230V231H219ZM246 230V229H245ZM256 230H257V228H256ZM257 230V231H258ZM21 231H22V229H21ZM54 231V230H53ZM61 231V232H62ZM153 231V230H152ZM163 232H164V230H162ZM201 231V230H200ZM249 231V230H248ZM261 231V230H260ZM263 231V230H262ZM50 232H52V230L50 231V230H48L47 231V234L49 233L50 234ZM71 232V231H70ZM160 232V231H159ZM169 232V231H168ZM196 232V231H195ZM199 232V231H198ZM206 232V231H205ZM210 232H212V230L210 231ZM216 232V231H215ZM246 232V231H245ZM20 233V232H19ZM25 233H27V231H25ZM53 233V232H52ZM54 233H56V232H54ZM64 233H65V235H64ZM201 233V232H200ZM214 233V232H213ZM261 233V232H260ZM12 234H14V233H12ZM23 234H24V232H23ZM46 234V235H47ZM163 234V233H162ZM172 234H173V236H172ZM15 235V234H14ZM20 235V234H19ZM83 235V234H82ZM85 235V234H84ZM91 235H93V236H91ZM167 235V234H166ZM171 235V236H170ZM54 236V235H53ZM56 236V235H55ZM163 236V235H162ZM210 236V235H209ZM217 236V235H216ZM15 237V236H14ZM17 237V236H16ZM25 237H27V235H25ZM159 237V238H158ZM35 238H36V236H35ZM217 238V237H216ZM253 239V240H251V239ZM255 238V239H254ZM261 238V237H260ZM56 239V240H57ZM82 239V238H81ZM214 239V238H213ZM159 240V241H160ZM180 240V239H179ZM262 240V239H261ZM260 240V241H261ZM263 240H264V237H263ZM21 241V240H20ZM80 241V240H79ZM159 241H158V243H159ZM170 241V240H169ZM178 241V240H177ZM218 241V242H219ZM156 242V241H155ZM264 242V241H263ZM262 242V243H263ZM32 243V242H31ZM51 243V242H50ZM80 242H78L77 244H79ZM157 243V242H156ZM157 243V244H158ZM169 243V242H168ZM209 243H210V241H209ZM212 243V242H211ZM28 244V243H27ZM52 244V243H51ZM84 244V245H83ZM156 244V245H157ZM264 244V243H263ZM17 245V244H16ZM15 245V246H16ZM85 245H88L87 247H88V249H89V252L87 253V251H86V253L87 254H85V252H84V254H83V252L82 251H84L83 249H85ZM31 246V245H30ZM50 246V245H49ZM82 246H85V247H83L82 249H81V247ZM192 246V247H191ZM200 246V245H199ZM207 246V245H206ZM202 247V246H201ZM205 247V246H204ZM50 248V247H49ZM199 250H197V251H195V252H198L199 254H202V252H203V250H205L204 248H198ZM234 249V248H233ZM232 249V250H233ZM244 250V249H243ZM244 250V251H245ZM49 251V250H48ZM48 251H47V253H48ZM202 251V252H201ZM234 251V250H233ZM237 251V250H236ZM236 251L234 252V254L236 253ZM16 253H17V251H15ZM44 252V254L46 255V251L44 250L43 251ZM43 252H41L40 253V255H42V256H44L42 253ZM189 252H191L189 255H187V256H185V253L187 254V253H189ZM241 252V251H240ZM13 254H15V253H13ZM19 253H17V254H15V255H18ZM132 254H134L133 256H132ZM240 254V253H239ZM245 254V253H244ZM198 255V254H197ZM242 255V254H241ZM119 256L120 257H122L124 260H126V261H122L123 259L121 258H119ZM203 256V255H202ZM201 256V257H202ZM230 256V255H229ZM232 256V255H231ZM233 256H235V255H233ZM14 257H16V256H14ZM39 257H41V256H38L37 255V258H39ZM56 258H57V260H56ZM119 258V259H118ZM165 258V259H166ZM236 258V257H235ZM244 258V257H243ZM40 259V258H39ZM38 259V261H40ZM210 259V258H209ZM32 260V259H31ZM31 260H29V261H31ZM35 260V259H34ZM33 260V261H34ZM44 260V261H43ZM176 260H177V258H176ZM194 260V259H193ZM254 260V261H255ZM14 261V260H13ZM24 261H26V259H24ZM28 261V260H27ZM37 261V260H36ZM37 261V262H38ZM54 261V262H55ZM138 261H134V263L136 264V262L138 263ZM175 261V260H174ZM177 261V262H178ZM194 261H196V260H194ZM243 261H245L244 259H243ZM249 261V260H248ZM23 262V261H22ZM36 262V263H37ZM41 262V261H40ZM133 262V261H132ZM162 262H164L163 260H162ZM169 262H171V260L169 261ZM253 262V261H252ZM14 263V262H13ZM24 263V262H23ZM30 263V262H29ZM33 262L31 261V263L30 264H32ZM36 263H34V264H36ZM53 263V262H52ZM166 263H167V261H166ZM251 263V262H250ZM255 262L254 263H252V264H256ZM27 264V263H26ZM58 264V263H57ZM133 264V263H132ZM163 264V263H162ZM169 264H176V263H174V262H171V263H169ZM211 264H213L212 262H211Z\"/></svg>",
    "mask_w": 264,
    "mask_h": 264
}]
</instances>
